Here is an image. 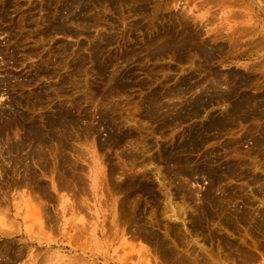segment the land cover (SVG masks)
<instances>
[{
	"label": "rangeland",
	"instance_id": "rangeland-1",
	"mask_svg": "<svg viewBox=\"0 0 264 264\" xmlns=\"http://www.w3.org/2000/svg\"><path fill=\"white\" fill-rule=\"evenodd\" d=\"M8 1L7 0L6 1L0 0V6H1L0 7V15L1 16L0 17H2L0 19V110L5 111L6 114H8L7 115L8 117L10 116L11 112H12V114L14 113L13 115L11 114L10 118H13V117L17 118L18 115L17 114L15 115V113H19V111L20 112L22 111L23 115L26 114L25 116H27L28 121H30L29 116H31L33 118L36 117L37 119H39L38 121L41 124V127H43V128L45 127V125L46 126L49 125L50 120L51 121H54V120L59 121L61 118L66 117L63 119V120L67 119V120H65V123L67 121V123H66L67 125L65 124L66 125L65 131H67V132L69 131L71 133L74 130L73 135H75L74 138H76V140L74 138H72L73 139L72 141L70 139V142H69V144L72 145L74 147V149L77 148L76 150L78 151V152H74L75 157L73 155L72 156L74 159L76 158L78 160L77 161L75 159L78 163H80L79 166H81V165L82 166L79 168L81 170H79V169L73 170V172L75 174L74 176H76V179L79 181V183L77 182L79 184V186H77L75 188V187H72V185L70 183V186L73 189L71 191L70 187H69L70 190L68 188L63 189L64 186H62L60 184L62 186V187H60V185L54 181L56 186H55V189H53L51 191L52 192V198L50 197L51 192H49L50 195H46L51 200L46 198V196H44V195H43L44 197L38 198L39 200L42 199V200H47L48 202H50V203H48L45 201H41V204H43L45 202L43 204V206L47 204L46 207H48V206H50V207L47 208V210L44 209L45 213L40 214L41 212H38V211H42L43 206L40 205V202L38 199L36 200L37 197L36 196L33 197L32 194L34 195L36 193L35 195H37V196L39 195L38 197L42 196V194L40 195L37 191H33L32 189H30L29 186H28L29 188L27 190V188H26L27 185H25V184L24 185L21 184L24 186V187L22 186V188H21V186H20L21 182L18 183L19 184L18 185L17 182L14 181V180L17 181L18 179L21 178L20 177L21 173H19V170H20V172H22L23 167L20 168L19 167L20 164H11V163H8V161L6 162L7 163L6 165L3 164V167L0 171V178H1L0 182L1 181L3 182V183L1 182L2 184L0 183V186L2 185L1 186L2 188L0 187V189H2V190H0V191L4 192L3 194H2V192H0V210H2L0 212V221H1L0 225L2 227L4 226L3 228H7L8 232H9V230L12 232H10V235L5 236V239H4V237L0 236V243H1L0 246H3V243H4L3 241H7L9 239L10 243L12 245L14 244V246H16V247H22L24 249L23 252L24 251L25 252L21 254L20 252L22 249H20V252L18 254L17 253L15 254L16 256L13 255L14 260L12 259V261H10L11 257L7 256V257H5L6 262L3 259L2 260L0 259L2 261V263L3 264H36V262H41V260L43 259L44 261L42 262V264H144V263L145 264H159V263L160 264H163V263L164 264H170L166 260H163V257L161 256V253H160L161 251L157 250L160 248L156 247V245H154V244H148L149 242L145 241V239H143L141 236L138 235L139 234L138 231H140V230L137 229V232H136V230H135L136 226L134 227L135 224L132 221L134 218L131 219V222L124 220L125 221L124 223H120V220H122V218H120L121 214L118 213L119 210L116 208V206H115V212H114L115 216L113 215L112 210H113L114 206H112L113 205L112 200L115 201L116 199L121 198L123 195H125L124 193H121V192L119 193V190L116 189V188H118L116 183L122 181L125 178V176L122 175V172L125 170L127 171V173H131L132 171L133 172L138 171V174H140L142 172L141 170L145 169V170H148V172L150 171L149 172L150 173L149 174V177H150L149 180L151 182V185H153V189H154L157 196H162L163 192L168 191V193H169L171 191L170 192L171 194H169L168 196L171 197L174 204L176 205V208H179L181 210L184 209L185 213L187 211V210L185 211V209H188L189 211H187V213L185 215V222H186L185 224L186 225L183 224V222L181 220H178V221L172 220V219L170 220V218H168V217H167L168 219L166 220V215L161 214V210L157 209V208H159V206H157L158 205L157 202L154 201L153 198H151V197L147 198V196H145L146 198H142L141 199L142 201L140 202V207H139L140 210L138 209L139 212H137L136 218H138V219H136L137 220L136 224L140 223L142 225L144 222L145 225H148V222L150 220L152 221V218H153V221H152L153 223L154 222L157 223L158 221L161 222V223L158 222L159 226H157L156 224H152L150 221L149 226L151 229L156 228L153 230L157 234H159L161 237L164 233L165 234L168 233V235L164 234L163 236H165V237L167 236L166 237L167 240L169 241V239H170V242L172 243V245L174 244L175 241H173V239L171 240V238L174 237V240L176 239L175 244H177V243L180 244V245L177 244V247L179 246L178 247L179 249H181L182 251H186L185 252L186 254L189 252V250H188L189 246L193 245V247H195L199 252H201L203 255L205 254L204 255L205 257L207 256L210 259L211 258L215 259L214 260V261H216L215 264H217V263H219V264H228V263L231 264L230 263L231 261H232V264H248V262H249V264H264V241H263L264 240V232L261 231V229H260V228H262V230H264V225H263L264 223L263 224L259 223L260 225L254 224L256 222L254 221V219L251 216L252 213H254V212L256 213L258 211L256 208H258L259 211L261 210V212L264 214V204L261 205L263 202L261 203V200H260L261 199L260 197L264 198V195L262 193L261 194L258 193L259 195L257 194L258 189H261L260 187L256 190V188L258 186L262 185L261 182L264 183V165H263L264 159H263L262 155L260 157V156H257L255 154H252L253 152L251 153V151L253 150V149H251V147L259 148L260 150H261V148L263 150V147H264V144L258 145V147L256 145H253L254 141H252L253 139H255V137H257L260 134V132H261L260 130H262V127L264 129V124H262V123H264V118H263L264 113H262L264 111V109H263V111L259 110L262 106H263L262 108H264V102H263L264 101V93H263L264 92V44H263L264 41H261L263 43H261L260 40L258 41V39L260 37H261L260 38L261 40L264 37V0H258L257 2H259V3H257L255 0H254L255 3L252 0H239V2H240L239 6H238L239 3H237L238 1H236V0H235L236 1L235 3L234 2L230 3V1H232V0H227L229 3L226 0L225 1L224 0H220V1L216 0L217 2L215 0L214 1L211 0V1H209L210 3L209 2L208 3L202 2L203 0L202 1L201 0H138V1L137 0H135V1L134 0H132V1L121 0V2L116 0V1H118L117 3H121V5H122V3H125L122 6H118L115 0H113V2H112V0H110V1L98 0L99 2L97 0H95L97 2H95L94 0H87V1L86 0L85 1L84 0H78V3H80V4H77V0H58V1L57 0H25V1L24 0H21V1L20 0H17V1L16 0H8ZM10 1H12V4ZM70 1H72L73 5L70 3ZM74 1H76L77 5L75 4ZM88 1H92V2H88ZM101 1H102V3H101ZM103 1L106 3H104ZM129 1H130V3H129ZM205 1H208V0H205ZM250 1H252L251 4H250ZM13 2L15 4H13ZM29 2L32 3V5L30 3L31 6L29 5ZM83 2H84V5H83ZM86 2H88L89 4L88 3L86 4ZM111 2H112V4H110ZM3 3H5V4L2 6ZM22 3H24V4H22ZM43 3H44V6L42 5ZM50 3H52V4L49 5ZM65 3H67V4H65ZM68 3L70 6L72 5L74 8L68 6ZM81 3H82V6H81ZM90 3L91 4L93 3L92 5L95 4L96 7L93 6V8H92V5ZM33 4H34V6H33ZM246 4L247 5L250 4L247 8L253 7V9L249 8L250 11L246 10L247 9V8H245V6H247ZM5 5H9V6L6 7ZM10 5H13L14 7L10 6ZM63 5H65V8L67 6V8L63 9V7H64ZM87 5L88 6L91 5L90 6L91 9ZM107 5H109V6H107ZM16 6H18V7H16ZM79 6L81 7L82 13L80 12ZM85 6H87L88 9H86ZM240 6H242V7H240ZM34 7H36V8H34ZM76 7L78 8L77 10H76ZM120 7H121V10H120ZM12 8H15V9L13 10ZM33 8H34V10H33ZM68 8H70V9L73 8V11L70 10L68 13V10H69ZM141 8H142V10H141ZM260 8H261V10H260ZM5 9H7V11ZM18 9H19V11H18ZM10 10H11V12H9ZM16 10H17V12H14ZM22 10H23L24 14L22 13ZM116 10L118 12H116ZM146 10H148L147 11L148 14H147ZM1 11H3V12H1ZM56 11H58V12H56ZM233 11H237L241 14L238 13L239 14L238 15L237 12H233ZM245 11L246 12L248 11L249 14L245 13ZM19 12H20V14H19ZM25 12L29 15H26ZM32 12H33V14H32ZM230 12L232 14L236 13L237 16L234 17V14L232 15ZM70 13L71 14L73 13V16ZM242 13H244V15ZM3 14H4V16H3ZM7 14H10V16H12V18ZM20 15H22V16H20ZM53 15L55 16V18ZM77 15L79 17H77ZM231 15H232V17H231ZM7 16H9L10 18H7ZM52 16L54 19L52 18ZM21 17H22V19H21ZM23 17L25 19H23ZM27 17H28V19H26ZM31 17H32V19H31ZM3 18L4 19L6 18V19L4 20ZM19 19H20V21L26 20L25 23L23 21L21 23L24 24L23 25L24 29L25 28H28V29L24 30L23 27H21L22 25L20 26ZM38 19H39V21H38ZM41 19H43V20L46 19V20L43 21ZM56 19L59 20L61 23L59 21L57 22ZM7 20L9 21L10 24L8 23L6 25L5 23L8 22ZM53 20H55L56 22ZM182 20H184L185 22ZM187 21H189L188 22L189 24L187 23ZM37 23L39 25H37ZM53 23H57V26H55L56 24L53 25ZM180 23H181V25H179ZM184 23H185V25H184ZM220 23H222V24H220ZM246 23H247V25H246ZM249 23H250L251 28L257 27L255 29H253L254 31H251L252 29L250 30L252 33L249 31L250 28L248 29ZM17 24L19 25V27ZM49 24L52 27L49 26ZM58 24L59 25L61 24V26H58ZM29 25H30V28H29ZM46 25H47V28H46ZM225 25H226V27H225ZM38 26L40 28H38ZM242 26L246 27V29L249 31L248 32L249 34L247 33V31L245 32L246 29ZM17 27H18V29L20 27L21 28L18 30ZM31 27H33V29H36L37 32L35 30L31 29ZM35 27H37L38 29ZM53 27H55V28L53 29ZM68 27L73 29V32ZM241 27H242V29H240ZM44 28H46V30H44ZM50 28H52V30H49ZM65 28H67V29H65ZM186 28H189V29H186ZM12 29H14L13 30L14 32L12 31ZM22 29L24 30V32L22 31ZM41 29L43 30V33H39V32H42ZM181 29H183V30H181ZM185 29L188 31H185ZM239 29L244 30L245 33H243V35L235 34L234 32H237ZM28 30H29V32H28ZM32 30L37 34L35 35V33ZM55 30H58V31L55 32ZM59 30L62 32H60ZM66 30H67V32H66ZM234 30H237V31H234ZM240 30H239V32L241 33ZM257 30H258V32H257ZM19 31L23 32L24 34L26 33V35L29 33L28 34L29 36L28 35L26 36L27 38L29 37L28 41L30 43L27 41L28 44L34 45V43L37 42L36 44H38V46H39V43L42 42V43H40V47L41 46L42 47H41V49L39 48V50H42V49L43 50L39 51V52L40 53L42 52L44 55L46 54L45 55L46 57L44 56V58H43V54L39 53V54H37V56L32 55L29 58L23 60L22 57H24V56L21 57V55H23L22 45L19 44L21 46V48L19 45H17L18 42H20V39L23 40L21 35L19 34L20 33ZM84 31H85V33H84ZM181 31H183V32L185 31L186 33H183ZM48 32H50L49 35H48ZM68 32H71V34L70 33L68 34ZM176 32H177V34H176ZM178 32H180V33H178ZM239 32H237V33H239ZM30 33L31 34L33 33V34L31 35ZM52 33H54V34L52 35ZM174 33H175V35H173ZM194 33H197V34L200 33V34H198V36H197V34L193 35ZM230 33L232 35H230ZM39 34H40V36H39ZM228 34H229L230 38H228ZM12 35H13V37H12ZM177 35H180V36H177ZM191 35H193V36H191ZM199 35L201 36L200 38H199ZM235 35L236 36L240 35V37H237L238 40L236 42H234V40L237 39ZM36 36H38V37H36ZM164 36H167V37L169 36L171 38L168 37L169 38L168 39L167 37H164ZM175 36H177V37H175ZM186 36H187V39H186ZM258 36H260V37H258ZM40 37H42V39L45 37L43 39L45 42L42 40H39L38 38H40ZM46 37H50V39L47 38V40H46ZM181 37H182V39H181ZM33 38H35V40ZM107 38H111V40H113V41H110V39L108 40ZM183 38H185L187 41L185 39L183 40ZM233 38H234V40H233ZM36 39H38L40 42H38V40L36 41ZM165 39H166V41H163ZM180 39H181V41H180ZM200 39H203V40L200 42ZM208 39L209 40L211 39L210 41H212V39H213V41L211 42L213 45L210 43V41ZM231 39L233 41H231ZM255 40L260 42L261 45H260V43L256 44L254 42ZM13 41H15V43ZM148 41H149V43H148ZM230 41H231V43H234L236 45L229 44ZM150 42H153V43H150ZM160 42H162V43H160ZM173 42H175V43L177 42L176 44L178 47L181 46L179 42H182L181 43L182 45L184 43V45L182 46L183 48L180 47V49H182V50H180V49H177L178 51L175 50L178 47L175 44L176 47L174 48ZM186 42L191 43V44H187ZM203 42L206 44V46L209 45L212 47L209 48V46H207V48H206V46L204 45ZM224 42L227 44H225ZM170 43L173 44V46H171ZM195 43H197V44L195 45ZM201 43H202V46H201ZM208 43H210V44H208ZM245 43H247V44H245ZM220 44H221V46H224L221 49H219L221 46L219 48H217L218 46H216V45H220ZM13 45L16 46V48L13 47ZM166 45H167V47H166ZM169 45L171 47H169ZM101 46H102L101 51L98 52L97 48L99 50L100 49L99 47H101ZM145 46H147V47H145ZM195 46H197V47H195ZM214 46H216V48ZM148 47H149V50L147 51L146 48H148ZM133 48L136 50L134 51ZM198 48H200V49H198ZM17 49L21 50L20 51L21 53L19 52V54H18ZM51 49H53V51L54 50L55 51L51 52ZM164 49H165V51L163 52L162 50H164ZM196 49H198V50H196ZM224 49H226L225 50L226 53H225V51H223ZM215 50H216V52H214ZM220 50H221V52H220ZM13 51L14 52L17 51L16 52L17 56L20 59H22V60H20V61H22V63L19 62L20 64L17 63V64H15L16 66L13 65L14 62L12 61L13 59H12L11 55H12ZM130 51H132V52L130 53ZM56 53H62L61 54L62 56L60 54H56ZM100 53H102V55ZM206 53H207V55H206ZM49 54H51V55L54 54L53 56L54 57L57 56V57L53 58V56L50 55L51 58H48ZM92 54L95 56L96 62H94L95 60L93 61L92 58H89L92 56ZM110 55H112L113 58ZM132 55L134 57H131ZM135 55H137V56H135ZM63 56L66 58H64ZM120 56H122V58ZM124 56L129 57V59L127 60V59L123 58ZM59 57H61V58H59ZM52 58L55 59V61L57 58H59L58 59L59 61L64 60V62L66 59L68 60L65 62L66 64L64 62H60L62 64V66H60L61 64L59 63V61L56 62V65L59 66L60 69L58 67L59 71L57 73V76L53 77V79L55 78L54 80L52 78H48V77L38 78L35 81L36 83L33 85H26L25 88L24 87H21V88L18 87L17 88L18 92H16L17 89H16V91H15V89H13V85H15L16 83L17 84H19L21 82L24 83L25 79L27 80V77L31 78L34 76L33 73H35V69H33V68H36L37 66L40 67L41 63H42L41 67H46L49 60L50 59H51V61L53 60ZM62 58H63V60H62ZM97 58H98V60H97ZM130 58H131V60H130ZM41 59H44L46 61V63H45L46 65L43 64V62H45V61L41 60ZM111 59H112V61H111ZM99 60L101 62H99ZM115 60H116V62H114ZM122 60H126V61H122ZM118 61L119 62L121 61V63H119ZM70 62L72 64H75V66H77V67H72L74 65H72ZM63 63H64V65H63ZM69 64H70V66H68L69 67L68 68L67 65H69ZM101 64H103V65H101ZM112 64H114V65L117 64L118 67L120 66L119 67L120 72H118V77H116L113 82L110 81L108 79L109 76H107L108 70H110L113 66ZM259 64H261V65H259ZM80 65H82V66H80ZM96 66L101 68V70L98 72H104L105 70H107V71H105L106 73H104V76H103V73H101L100 75L97 72L94 73V71L97 70L95 68ZM78 67H79V69H78ZM92 67H93L94 71L92 70ZM104 67H105V69H104ZM200 67H202V68H200ZM102 68L104 69L103 71H102ZM72 69H75V72L72 71ZM76 69H78V70L76 71ZM78 71H79V74L77 73ZM92 71L94 74L92 73ZM86 72H87V74H86ZM123 72H125V73H123ZM62 73H63V75H62ZM64 73H66V74H64ZM91 73H92V75H91ZM129 73H131V74H129ZM72 74H78L79 76L78 75L74 76ZM241 74H243V75H241ZM123 75L126 78L128 77L129 79H130V75H131V79L132 78H134V79H132V80L130 79L131 80L130 81L129 79H126ZM61 76H64V77H62V79H61ZM250 76H251V78H250ZM65 77L66 78L68 77L67 79H70L71 81L75 80L74 81L75 83H71V84H73L74 86H78V87L74 88V86L69 83L72 87V89H71V87L67 84L68 80L66 79L67 80L66 82L63 81V78L65 79ZM69 77H71V78H69ZM220 77L222 79H217ZM255 77L258 79H256ZM57 78H58V80H57ZM75 78L78 80L76 81ZM123 78H124V80L126 79L125 81H123L124 83L121 82ZM214 78H216L217 80H215ZM119 79H121V81ZM227 79H228V81H227ZM71 81H69V82H71ZM216 81H217L218 86L217 85L215 86V84L212 83V82L215 83ZM238 81H240V83ZM257 81H258L259 85L256 84ZM59 82H61V83L58 84L59 85L58 86L57 83H59ZM109 82H111V83H109ZM209 82H211V83H209ZM247 82L248 83L253 82L255 84L251 83L252 84L251 85V84H248ZM50 83H51V85H50ZM63 83H65V84L62 85ZM112 83H114L113 84L114 86H117V85H119V86L114 88ZM228 83L230 85H233L234 83L235 84L238 83L239 85L242 84L240 86V89L238 88V91H237L238 96L235 94L236 92H230L229 94L226 93V91L228 89L227 88ZM66 84L69 87L66 86ZM107 84H109V85H107ZM206 84H207V86H206ZM41 85L44 86V89H42L43 87ZM60 85H62V86H60ZM79 85H81V87ZM203 85L207 88L203 87ZM253 85L256 87H259V88H256ZM55 86H58L60 88L57 89V91H56V90H54ZM63 86H64V89H63ZM51 87H53V88H51ZM106 87H108V90H105V89H107ZM202 87L204 89H207V90H205V92H206L205 94L203 92L204 90H202ZM208 87H211L212 90ZM50 88L53 89L54 92H52V90H49ZM218 88H219L218 93L215 94L214 91L216 90V92H217ZM34 89H35L37 96L35 95V92H33ZM64 90H66V91H64ZM222 90H226V91H223L224 94L222 93ZM48 91H49V93L50 92L51 93L49 94ZM211 91H212V94L214 95L213 96L214 98H212V96H210V94L208 93V92L211 93ZM261 91H262V94H261ZM32 92H33V94H32ZM62 92H64V94H62ZM65 92L67 95H65ZM200 92L201 93L203 92V93L201 94ZM219 92H221V96H220ZM53 93H54V95H51ZM195 93H196V95L197 94L198 95L196 96ZM225 93H226V95H225ZM231 93L234 95L232 97H230V99H229L228 96H230ZM38 94L39 95L42 94L43 99H42V95L40 97ZM55 94L56 95L58 94L57 95L58 97L57 96L55 97ZM199 94L201 95L200 97H198ZM243 94H245V95L248 94V96H251V97H253L255 95L254 98H256L257 102H258V100H261V101H259V103H257L258 109L257 110L255 109L256 112L254 110L251 111L252 113H250L249 115L246 114L247 115L246 117H243V114H242V113H244L243 111H242V113L238 112V113H240V116L232 115V114L230 115L229 113H233L231 111L234 110V108H233L235 106L234 103L237 102V100H238L235 97H239V95H243ZM44 95H46L45 98H44ZM47 95H49L50 98H48ZM79 95H81V96H79ZM107 95H109V96H107ZM194 95H195V97H194ZM52 96H54L55 98ZM202 96H204V97L201 98ZM22 97H24V99ZM205 97H206V100L204 99ZM207 97H208V99H207ZM15 98H16V100H22V101L18 102L15 100ZM187 98H190L191 100L187 99ZM195 98H198V99L195 100ZM222 98H224V99L221 100ZM38 99L39 100L41 99L42 101L39 102ZM75 99H77V100H75ZM80 99H81L82 104L79 103L80 101L78 102V104H80L81 106L76 103ZM182 99H186L187 101L190 100L192 102H190V101L187 102L186 100L184 101ZM193 99L196 102L195 101L193 102ZM235 99H237V100H235ZM199 101L200 102L202 101V102L199 103ZM14 102L15 103L17 102V105ZM185 102L188 103L187 106H184L187 104ZM10 103L14 104V105H10ZM19 103H20V105H19ZM33 103H35V105ZM74 103H76V104H74ZM26 104L28 107L26 106ZM204 104H206V105L204 106ZM230 104L232 105L233 110H231L232 108L230 107ZM148 105H150V106L152 105V107L154 106V109H156V110L151 109L150 106H149L150 107L149 108ZM160 105H162V107ZM190 105H192V106L195 105V106L192 107ZM259 105H262V106L259 107ZM13 106H15V107H13ZM225 108L226 109L229 108V109L226 110ZM62 109L65 111L67 110L68 112L66 111L67 113H65V111H63ZM28 110H29V112H28ZM194 110H195V112H194ZM224 110L228 111L226 113V117L228 114V117L230 119L228 117L226 118L224 115L220 116V115H222V113L225 114L226 111H224ZM16 111H18V112H16ZM151 111L152 112L154 111V114L151 113ZM257 111H258V113H257ZM55 112L57 113V115H55L54 119H52L53 118L52 115H54ZM85 113H88V114L86 115ZM156 113L158 114V116ZM192 113L193 114L195 113V115H193ZM238 113H235V114H238ZM65 114H69V115L65 116ZM84 114H85V116H89L88 118L86 117V120L83 117ZM251 114L254 115L255 117H253ZM155 115L159 118L157 119V117ZM39 116H42V117H39ZM68 116H70V117L68 118ZM211 116L212 117L214 116V118H212ZM215 116H217V117H215ZM230 116L237 117V121H238V117L239 118L243 117V118H240L241 120H239L238 122L236 121L237 123H239L240 121L242 123L240 122L241 124L240 123L237 124L234 121V120H236L235 117L232 118ZM248 116H251V118ZM46 117L50 120L48 121V119ZM154 117H156L155 118L156 120H154ZM208 117H210V118H208ZM222 117H223V119H222ZM70 118H71V121L73 123L75 122L76 124H73L70 121ZM217 118H220L221 120H224V121L226 119H229V120L232 119V121L229 122V120H227L228 123H226V121L225 122L223 121L226 124L224 127V123L219 119L216 120ZM246 118H248L249 120H247ZM258 118H260V119H258ZM88 119H89V121H88ZM210 119H212V120H210ZM245 119H246V121H245ZM41 121H44V122L41 123ZM45 121H47V122H45ZM86 121H88V122L86 123ZM104 121L107 123L105 124ZM218 121H221V123L219 122L221 125H219V123H216ZM68 122H69V124H68ZM207 123H208V125H207ZM234 123H236L237 125H235ZM204 124L209 126L208 129L210 132L208 131L207 126ZM214 124H217V127ZM231 124H232V126H230ZM70 125H72L71 128H70ZM93 125L95 127L91 128ZM204 126H206V130H204L205 129V128H203ZM87 127H89V128H87ZM210 127H212L213 130H210ZM48 128L50 129L51 127L48 126L47 129L44 128L43 131L45 130V133H47V130H49ZM60 128L61 127H56L55 130L59 131ZM218 128H219V131L222 132V134H220V132H217ZM16 129H19V128H16ZM51 129H53V127ZM89 129L91 131L94 130L93 132H95V133L88 132V131H90ZM111 129H112V131H111ZM194 130H199L201 132L203 131L202 132L203 134L201 133L202 138L207 137L209 139L211 137V139L208 140L207 138H205L207 141L202 139L200 141H195V143H194V141L192 140L193 136H191V135H193V134L195 135L197 133H200V132L194 131ZM77 131H78V133H77ZM81 131H84V132H81ZM193 131L196 133H193ZM204 131H205V136H204ZM212 131H214L213 132L214 134H211ZM69 132H68V134H70ZM75 132H76V134H75ZM112 132L113 133L117 132V134H119L120 136H122L124 134L125 136L123 135L122 136L123 139H121L123 141H118V143L117 142L112 143V145H111V142L109 141L110 143L109 142H108V144L104 143V145L106 147H104V145H103V148H102V146L99 142L101 140L106 141L108 135H110V133H112ZM121 132H122V134H121ZM83 133H85V136H83ZM206 133L213 135L214 138H212L211 135L208 137L207 136L208 134L206 135ZM86 135H89V136H86ZM214 135H216V137ZM187 136H189V137H187ZM237 136H239V137L245 136V138H244L245 142H242L244 140H242L240 138V140H242V141L239 143H243L242 145L239 143L237 145L236 141H234L237 145L236 148H239L238 147L239 145L242 146L239 149H237L238 151L236 150V148L234 149V145H233L234 142H229V141H233L236 139L238 140L239 138H236ZM262 136L263 135L260 134V137H257V138H261ZM86 137H89V138H86ZM80 138H81V142H80ZM83 138H85L86 140ZM144 138H146V139H144ZM234 138H236V139H234ZM93 139L95 140L94 144H92ZM189 140H191V141H189ZM88 141H90V142H88ZM147 141H149V142H147ZM202 141L205 143H203ZM119 142H121L120 145H119ZM145 142L148 143L149 145L145 144ZM181 142L183 143V145ZM184 143H186V145ZM187 143L189 145H187ZM196 143H198L199 145H197ZM226 143H228L229 146H227ZM231 143H232V145H231ZM90 144H91V146H90ZM144 144H145V146H143ZM191 144L192 145L195 144L197 146L196 147L194 145V148H195V149H193V150H195L194 152L191 151V148H193V146ZM202 144H204V145H202ZM223 144L226 145L227 149L225 146H224L225 148L222 146ZM94 145L96 148L94 147ZM184 145H185V147H184ZM130 146H131V148H129ZM132 146H134L135 148L137 147L136 150H138V148L140 147L141 148V149L139 148L140 152H139V150L136 152V150ZM149 146L151 149L149 148ZM178 146H180V147H178ZM186 146H188V147H186ZM200 146H202V148H198ZM231 146H233L234 150L232 149ZM143 147L146 151L144 149H142ZM145 147H147V149ZM181 147H184V148H181ZM228 147H229V149H228ZM79 148H81V150ZM132 148L135 151H133ZM177 148H179V149H177ZM185 148H186V151L184 150ZM189 148H190V150H188ZM83 149H85V151L90 149L89 150L90 152L86 151V152H88V154H87ZM182 149H183V151H182ZM141 150H143V151H141ZM172 150H173V152L171 153ZM239 150H240V152L243 151V153L241 154L239 152ZM245 150H247V151L245 152ZM248 150H251L250 151L251 154L248 152ZM81 152H83V155L86 154V155H84L86 157L81 155L82 154ZM247 152L250 156L246 155ZM127 153H128V155H127ZM78 154L81 156H77ZM132 154H134L136 156V158H134L135 156H133ZM162 155H163V158H162ZM91 156H92V158H90ZM156 156L157 157L160 156V157L157 158ZM166 156H167V158H166ZM187 156L192 158V159H190L191 162L190 163L185 162L184 165L183 164H181V165L188 166L189 168H193V167H195V165L200 166L201 164L203 165V163H204L207 167H209L211 169L214 167L212 170H216V169L218 170V169H221V167H224L225 166L224 163L227 162L228 160L231 162H233V161H236V162L244 161L242 164H239V169H238L239 171L249 172L248 170H246L247 166H248L247 169L252 167L251 168L252 170L249 169L251 171H253L254 168H256L255 172L257 174L259 173V175H261L263 178V180L261 182L250 183L252 185H250V184L247 185L248 183L245 184L247 181L245 182V179H243V178L239 179V178H241L239 176H238L239 178L235 177V176H233L231 178V177H225L226 175L224 174L223 177H221L222 179H221L220 183L219 184L217 183L218 186L216 185L215 190H213L215 192H212V194H213V196H215V198L221 197L224 200L225 199L228 200V201L225 200V204H226L225 206L229 209L227 211L231 213V217L235 214L233 212L234 210H236V211L242 210L243 211L247 207H249V210H250L251 205H254L251 207V211L254 208L256 209V211L254 209L253 210L254 212L252 211V213L249 212V214L251 213L249 215V217L251 216L250 219L248 217H246V219H244V221L241 220L242 221V224H241L242 227L244 224L243 228H241V226L237 227L238 225H240L239 223H241V222L238 223V221L240 219L236 218V214H238V213L235 214V218H234V216L231 218L232 223H233V220L235 219L234 223L237 226L233 223L235 225L234 228L229 229L232 232V234L229 233L230 236H232V237H229L227 239H229V240L231 239V241H233L235 243L238 242L237 245L240 244L241 246L240 245L239 246L243 250L247 249L244 251L242 256H240V254H238V256H236V254H234L236 258L238 257L237 259L234 257L233 254H230L231 250H229L223 243H220L221 242L220 240L215 239V237H218V236L222 237V235L224 237V234L226 235L225 237H228L229 235H228V233L226 234V232H230V231L225 229V227L223 226L224 217H226V216L223 213L220 214V212H218V208L215 205H213L214 203L209 205L208 203L206 204L204 202L205 201L204 195H207V193H208L207 191H209L207 189H208V187H210L209 185L211 183L210 180L212 177L210 178V176H208L211 172L209 174H207V173L206 174H204V173L203 174H194V175H192L194 178H192V176H190V178H188L189 176L184 177V175L182 176L178 171L179 169L177 167L180 168V164L178 166V164H176V162L180 159L189 158ZM77 157H80V158H77ZM84 158H86V159L88 158V160H86ZM150 158H152V159H150ZM155 158H156V160H155ZM161 158H162V160H159ZM169 158H170V160H171V158L173 160L170 161ZM163 159H164V161H163ZM142 160H144V161H142ZM175 160H176V162H175ZM172 161H174V163ZM194 161H195V163H194ZM170 162H172V163H170ZM245 162L248 165L244 164ZM187 163H189V164H187ZM206 163L209 165H207ZM111 164H112V166H111ZM257 164L258 165L260 164L259 165L260 167L259 166L256 167L255 165H257ZM4 165H5V168H4ZM7 165L9 167L12 165V167L9 168ZM49 165L50 166H47L48 170H51L53 165L55 166V164H52V165L49 164ZM63 165H66V164H63ZM113 165H114V167H113ZM261 165H262V168H261ZM6 166H7V168H6ZM15 166H16V168H15ZM115 166H118V167L125 166L127 168H125V167L124 168H118ZM109 167L114 168V169L118 168V169H120V171L118 169L117 170L115 169L116 171H118V173L116 174V172L114 170L113 173H115V174L113 175V173L111 174V169ZM174 167H175V169H174ZM3 168L5 170H3ZM37 168H38V166H37ZM62 168L64 169V167H62V165H61V169ZM82 168L85 170L83 171ZM6 169H7V171H6ZM13 170L14 171L16 170V171L14 172ZM39 170L40 171L42 170L41 172H44V170L42 168H40ZM52 170L54 172L56 169L54 170L52 168ZM91 170H92V172H91ZM175 170H177L176 173H175ZM4 171L6 172L7 175L5 174ZM80 171H82V172H80ZM1 172L3 173V175H5L6 180L4 179V176L1 175L2 174ZM221 172L219 171V173H221ZM69 173H71V172H69ZM83 173L85 174V178H82V176L84 177ZM98 173L99 174L101 173L100 176L98 175ZM48 174H49V172H48ZM177 174H180V175H177ZM217 174H218V172H217ZM217 174H214V176L212 174L213 177L216 176V180H217V176H218ZM45 175H47V174L43 175L44 179H46L45 181L48 180L46 183L50 182L48 184H52L53 180L50 179V177H48V175L47 176H45ZM111 175L113 177H116V179L113 178L115 180V181H113V183L115 182V184L112 183L113 184L112 186H111V182L108 180V179H110ZM121 175H122V177H121ZM112 176H111V180H113ZM106 177H107V179H106ZM118 177H120V179H117ZM103 178L105 181L102 180ZM70 179H72V178H70ZM183 179H184V181H183ZM107 180H108V182H107ZM164 180H166V181H164ZM10 181L11 182L14 181L15 183L14 182L10 183ZM56 181H58V179ZM152 181H153V183H152ZM82 182L84 183V186H82V187H84V190H86V191L88 190L87 192L82 191L83 194L86 193L84 195L80 192L81 190H83V188L80 185V184H82ZM182 182H183V185H182ZM72 183H73V186L77 185L74 180L72 181ZM74 183H75V185H74ZM109 184H110V187L108 186ZM178 184H180V187L181 186L182 187L181 188L179 187V190H178V188L176 190V188L174 186L176 185V187H177ZM253 184H255V185H253ZM57 185H59V187H57ZM86 185H88V187ZM165 185H167L166 186L167 188L164 187ZM184 185H186V186H184ZM67 186L68 185H65V187H67ZM242 186H243V188H241ZM100 187H102V188H100ZM104 187H105V191L103 190ZM57 188H60L61 190L57 189ZM110 188H111V191H110ZM187 188H188V190H187ZM227 188L236 190V192L240 189L241 190L243 189V190H242V193L239 191L240 192V194L238 193L239 197H231V195L228 193L229 190H227ZM78 189H80V191ZM112 189L113 190L115 189L114 192H117L115 194H117L119 197L116 196L114 194V192L111 194ZM180 189L183 191H181ZM216 189H218V190L216 191ZM30 190H32V191H30ZM68 190H69V194H71V195H72V192L74 190L80 193L79 194V193L75 192V194L72 195V197L74 195H77V194L80 195L78 198H77L78 195L74 196V198H76L77 203L75 201L68 202L69 200H75L71 197V195H69L67 193ZM157 190H158V193H157ZM172 190H173V192H172ZM189 190H191L190 193H192L190 195H188ZM107 191H108V197H110L111 199H112V196L114 195L112 200L107 197ZM230 192H232V191L230 190ZM253 192H254V194H253ZM166 194H167V192H166ZM193 194H195L196 196ZM225 194H227V195H225ZM53 195L55 196V198ZM59 195H61V196L58 197ZM260 195H262V196H260ZM90 196L92 199L90 198ZM194 196H195V198H197L196 200L193 199ZM241 196L246 200L250 199L253 204H251L250 200H249L250 203L247 200V202L250 204L249 205L246 202L248 204V206H247V204L244 202L245 200L243 198H240ZM3 197H5V198H3ZM135 197L136 196H134V198ZM228 197H230V199ZM79 198L80 199L82 198L81 200H83V201H81V202H85L84 200H86L85 204L83 203V205H82L81 202L78 201V200H80ZM105 198H107L108 201ZM161 198L163 199V201H165L163 196ZM202 198L204 199V201ZM191 200L192 201L195 200L194 201L195 203L191 202ZM198 200H200V202ZM229 200L233 201V202H230ZM235 200H237V201H235ZM241 200H243V201H241ZM148 201H150L151 203ZM182 201L185 203H182ZM202 201L204 202V204H206L205 205V208H206L205 212H201L200 207H198L200 205V203H202ZM78 202H79V204H78ZM229 202L231 204H235L237 202V204L239 206H241L240 207L241 209L238 210L237 206L234 207L237 204L231 205V204H229ZM32 203H33L34 207H32ZM67 203H72V205L73 204L75 205V203H76V204H78V206L74 207V205H73L74 209L73 208L68 209L67 207L69 204H67ZM108 203H110L111 206H110V204L108 205ZM197 203H199V204H197ZM181 204L182 205L184 204V206H187V207H185V208H184V206L181 207L182 206ZM195 204H197V206ZM227 204L229 205V207ZM244 204H246V205H244ZM38 205L41 206L40 207V208H42L41 210H40ZM81 205H82V207L84 205H86V206L84 208H82ZM212 205H213V207L215 206V208L211 207ZM25 206L26 207L29 206V208L31 206L30 210H28V208L26 210ZM51 206H53V207H51ZM244 206H247V207H244ZM46 207H44V208H46ZM78 207H80L81 209ZM242 207L244 209H242ZM3 208H4V210H3ZM233 208H235V209H233ZM31 209L34 213L31 211ZM143 209H144V211H143ZM153 210H155V211H153ZM230 210H233V211H230ZM249 210H247V211H249ZM141 211H143V212H141ZM151 211H153V212H151ZM210 211H211V213H210L211 217H209V214H208V212H210ZM2 212L3 213L6 212L5 215L4 214L1 215ZM30 212L32 213L31 215H30ZM154 212H157L159 215L157 214V216H156V213H154ZM199 212H200V214L203 213L201 215H204V216H199L200 214L197 215V213H199ZM217 212L219 214H217ZM228 212H227V214H230ZM36 213H38V214H36ZM204 213H206V214H204ZM212 213L214 215H216V214L217 215L213 216ZM117 214L118 215L120 214L119 219L117 217L118 216ZM193 214H196V215H193ZM7 215H8V217H7ZM37 215H39L38 219L40 216L43 215L42 217H40V219L44 218L46 220L44 225H42L44 219L42 220L41 225H40V222H41L40 219H39L40 222L37 221L38 219L35 220ZM130 215L128 217H132V215H134V214H132L131 216ZM138 215H140V216L142 215V216L139 218ZM152 215L156 216V218L153 217ZM222 215H224V216L221 219ZM9 216L12 218H10ZM217 216L219 218H217ZM228 216H230V215H228ZM54 217H56V218H54ZM194 217L196 220H198L197 225L199 224L198 225L199 228H197V230H200V231H197V232L195 231V229H193V226L191 224L192 223L191 220L194 219ZM205 217H207V219H209V220H212V223H210L211 227H212L211 229H218L219 228L218 230H215V231H217V233L214 230L212 231L210 229V226H209L210 224L209 225L207 224V222H210V221L209 220L207 221V219ZM58 218H60V219H58ZM116 218H117L118 222H117ZM163 218H165V219H163ZM6 219H7V221H6ZM80 219H83L88 224V225L86 224L87 225V227H86L87 231H85L86 233H84V231L79 232V229L76 231V228L74 225L76 224V222H80ZM142 219H143V221H142ZM186 219L188 222L186 221ZM247 219L249 221L245 222V220H247ZM51 220H53V221H51ZM71 220H73V221H71ZM144 220H146L147 222ZM194 220H192V221H194ZM34 221H36L37 223ZM199 221H201V222H199ZM204 221H206V222L204 223ZM12 222H15L16 224L12 223ZM53 222H55V224H53ZM71 222H73V223H71ZM107 222H108V224H107ZM121 222H123V220ZM128 223H129V225H128ZM174 223H175V226H173L175 229L174 232H177V233H174V236H172L173 230H171V229H173L172 225H174ZM248 223H249V225H247ZM11 224H13V225H11ZM122 224H124L125 227ZM166 224H169V226H171L170 227L171 229L169 230L170 233L168 232L169 227ZM182 224H183V226L184 225L185 226L184 227L181 226ZM204 224H205V226H204ZM253 224L256 226H254ZM15 225H17L18 227ZM116 225H117V227L118 226L119 227L116 228ZM141 225H138V226H141ZM145 225H143V226L145 227ZM218 225H221V226H218ZM245 225H247V227ZM153 226H155V227H153ZM177 226H178V229L176 228ZM201 226H203L204 228L207 226V228H205L207 230H205ZM252 226H254L255 228L253 229ZM258 226H259V228L256 229ZM10 227L11 228L13 227V228L11 229ZM120 227H121V229H120ZM158 227H160V228H158ZM109 228H110V231H109ZM130 228H132L134 231H131L132 229H130ZM185 228H186V230H185ZM248 228H250L251 230H249ZM17 229L19 231L15 232V231H17ZM147 229H149V228H147ZM209 229L213 233L214 238L212 237ZM111 230H113V231H111ZM117 230H120V232ZM165 230H167V233ZM204 230H205V232H204ZM253 230H254V232H252ZM44 231H45V233H44ZM190 231L192 232V234L190 233ZM246 231H248V232H246ZM77 232L79 233V235L76 234ZM179 232H181L180 234H182V233L185 234V235H183L184 237L182 236V238H181ZM82 233H84V234L81 235ZM218 234H220V235L222 234V235L220 236ZM109 235H111V236L108 237ZM135 235L139 236L140 239L137 237H134ZM169 235H171V236L169 237ZM207 235L209 236V239L207 238ZM71 236H72V238H71ZM26 237H27V239H26ZM81 237L83 238V240ZM177 237H179L178 239H182L184 241L182 242V240L181 241L178 240ZM6 238H8V239H6ZM73 238H74V240H73ZM17 239H19V240L16 241ZM141 239H143V240H141ZM210 239H212V241ZM71 240H73V242ZM86 240H88V243ZM205 240L207 242H205ZM179 241L181 243H185L187 241L188 243L186 242V245H184V244L182 245ZM212 242H214V243H212ZM23 243H25L27 245H25V244L23 245ZM19 244H21L22 246H19ZM261 244H262V246H261ZM29 245H30V247H29ZM150 245L152 247L154 246L155 248L154 247L152 248ZM197 245H199V246H197ZM26 246L29 247L28 248L29 250L27 249ZM180 246H181V248H180ZM130 248H132V249L130 250ZM206 248L209 249L210 251L208 252V250ZM155 249L158 251L159 254L156 253ZM48 250H50V251H48ZM144 250H146V251H144ZM187 250H188V252H187ZM206 250H207V252H204ZM229 251H230V253H229ZM41 253H43V254H41ZM45 253H46V255H45ZM130 253H131V255H130ZM145 253L147 255H145ZM155 253L158 254L159 258H157V255ZM77 254H79V255L84 254L85 256L84 255L83 256L86 257V260L84 259L83 256H82L83 257L82 258L81 255L80 256L78 255L79 257L82 258V259H79V257L76 256ZM227 254H228V256H227ZM229 254L232 256V258H231V256L229 257ZM132 255H134V256H132ZM148 255H149V261L150 262L147 260ZM249 255H252V257L250 258ZM224 256H226L228 259ZM35 257H36V259H34ZM38 257H39V260H38ZM40 257H41V259H40ZM42 257H45V258H42ZM76 257H78L77 259H79V260H77ZM240 257L241 258L247 257V258H246V260L243 258L245 260V262H244V260L241 259ZM0 258H2V257H0ZM7 258H8V260H7ZM230 258H231V260H230ZM218 259H219V261L221 260L222 263H220L218 261ZM224 260L226 263L224 262ZM163 261H166V262H163ZM152 262H154V263H152ZM198 262L199 261H197V264H198ZM2 263H0V264H2ZM202 263L200 261L199 264H202ZM39 264H41V263H39ZM193 264H196V262H194Z\"/></svg>",
	"mask_w": 264,
	"mask_h": 264
},
{
	"label": "bare ground",
	"instance_id": "bare-ground-1",
	"mask_svg": "<svg viewBox=\"0 0 264 264\" xmlns=\"http://www.w3.org/2000/svg\"><path fill=\"white\" fill-rule=\"evenodd\" d=\"M6 1V0H5ZM8 1V0H7ZM17 1V0H16ZM15 1V2H16ZM21 1V0H20ZM25 1V0H24ZM58 1V0H57ZM85 1V0H84ZM87 1V0H86ZM95 1V0H94ZM98 1V0H97ZM97 1H95V2H97ZM105 1V0H104ZM103 1V2H104ZM108 1H110V0H108ZM116 1V0H115ZM118 1H120L121 2V0H118ZM118 1H116V3L118 2ZM130 1H132V0H130ZM130 1H129V3H130ZM135 1V0H134ZM138 1V0H137ZM202 1V0H201ZM209 1H211V0H208V1H205V0H203L202 2H209ZM212 1H214V0H212ZM216 1V0H215ZM220 1V0H219ZM218 1V2H219ZM225 1V0H224ZM227 1V0H226ZM236 1H238L237 3H239L238 4V6L240 5V2H239V0H236ZM235 0H232V1H230V3L231 2H236ZM254 3H255V1L257 2L258 0H252ZM252 1H250V4H251V2ZM2 2V1H1ZM4 2V1H3ZM9 2V1H8ZM11 2V4H12V1H10ZM19 2V1H18ZM17 2V3H18ZM66 2V1H65ZM68 2V1H67ZM75 2V4H76V1H74ZM88 2H92V1H88ZM88 2H86V4L88 3ZM99 2V1H98ZM112 2H113V0H112ZM112 2L110 3V4H112ZM128 2V1H127ZM217 2V1H216ZM222 2V1H221ZM228 2V1H227ZM242 2V1H241ZM25 3V2H24ZM24 3H22V4H24ZM30 3L31 2H29V5H30ZM70 3L72 4V1H70ZM94 3V2H93ZM92 3V4H93ZM101 3H102V1H101ZM104 3H106V2H104ZM103 3V4H104ZM109 3V2H108ZM115 3V2H114ZM113 3V4H114ZM115 3V4H116ZM204 3V4H205ZM210 3V2H209ZM220 3V2H219ZM218 3V4H219ZM224 3V2H223ZM229 3V2H228ZM233 3V4H234ZM247 3V2H246ZM257 3H259V2H257ZM256 3V4H257ZM5 3H3L2 4V6L4 5ZM13 4H15L14 2H13ZM19 4V3H18ZM52 3H50L49 5H51ZM62 4V3H61ZM65 4H67V3H65ZM77 4H80V3H78V0H77ZM76 4V5H77ZM89 4V3H88ZM91 4V3H90ZM91 4V5H92ZM98 4V3H97ZM120 4V5H119ZM123 4H125V3H122V5ZM197 4V3H196ZM195 4V5H196ZM226 4V3H225ZM250 4H246L247 6H245V8H247ZM31 5H32V3H31ZM30 5V6H31ZM43 6H44V3L42 4ZM48 5V4H47ZM73 5V4H72ZM70 6L69 5V3H68V6H70V7H73V6ZM83 5H84V2H83ZM90 5V6H91ZM100 5V4H99ZM102 5V4H101ZM117 5L118 6H122L121 5V3H117ZM187 5V4H186ZM199 5V4H198ZM222 5V4H221ZM245 5V4H244ZM258 5V4H257ZM6 7H8L9 5H5ZM10 6H13V5H10ZM33 6H34V4H33ZM64 7H63V9L65 8V5H63ZM81 6H82V3H81ZM88 6V5H87ZM87 6H85L86 7V9H88L87 8ZM90 6H88L90 9H91V7ZM93 6H95V4L94 5H92V8H93ZM107 6H109V5H107ZM138 6V5H137ZM224 6V5H223ZM233 6V5H232ZM236 6V5H235ZM252 6V5H251ZM261 6V5H260ZM1 7V6H0ZM14 7V6H13ZM16 7H18V6H16ZM20 7V6H19ZM80 7V6H79ZM96 7V6H95ZM144 7V6H143ZM151 7V6H150ZM240 7H242V6H240ZM244 7V6H243ZM11 8V7H10ZM22 8V7H21ZM34 8H36V7H34ZM34 8H33V10H34ZM66 8H67V6H66ZM65 8V9H66ZM74 8V7H73ZM73 8H68L69 10H68V13H69V11L70 10H72L73 11ZM250 8V7H249ZM249 8H247L246 10H249ZM252 9H253V7H251ZM250 8V9H251ZM2 9V8H1ZM13 10L15 9V8H12ZM78 8L76 7V10H77ZM80 9V12H81V7L79 8ZM89 9V10H90ZM130 9V8H129ZM136 9V8H135ZM6 11H7V9H5ZM31 10V9H30ZM113 10V9H112ZM115 10V9H114ZM120 10H121V7H120ZM141 10H142V8H141ZM260 10H261V8H260ZM5 11V12H6ZM18 11H19V9H18ZM71 11V12H72ZM144 11V10H143ZM148 10H146V12H147ZM230 11V10H229ZM232 11V10H231ZM250 11V10H249ZM1 12H3V11H1ZM9 12H11V10L9 11ZM14 12H17V10L16 11H14ZM56 12H58V11H56ZM87 12V11H86ZM116 12H118L117 10H116ZM115 12V13H116ZM233 12H237V11H233ZM8 13V12H7ZM22 13L24 14V12H23V10H22ZM54 13V12H53ZM75 13V12H74ZM82 13V12H81ZM151 13V12H150ZM156 13V12H155ZM231 13V12H230ZM239 12H237V14H238ZM245 13H248L249 14V12L247 11H245ZM258 13V12H257ZM5 14V13H4ZM4 14H3V16H4ZM19 14H20V12H19ZM25 14L26 15H29V14H27L26 12H25ZM31 14V13H30ZM32 14H33V12H32ZM71 14V13H70ZM147 14H148V12H147ZM161 14V13H160ZM232 14V13H231ZM234 14V17L235 16H237V14L236 13H233ZM232 14V15H233ZM239 14H241V13H239ZM238 14V15H239ZM243 15H244V13H242ZM252 14V13H251ZM259 14V13H258ZM7 15H9L10 16V14H7ZM25 15V16H26ZM52 15V14H51ZM72 16H73V13L71 14ZM79 15V14H78ZM77 15V17H79ZM158 15V14H157ZM232 15H231V17H232ZM242 15V16H243ZM1 16V15H0ZM7 16V18H12V16ZM20 16H22V15H20ZM19 16V17H20ZM54 16V15H53ZM53 16H52V18H53ZM89 16V15H88ZM87 16V17H88ZM121 16V15H120ZM165 16V15H164ZM33 17V16H32ZM32 17H31V19H32ZM75 17V16H74ZM138 17V16H137ZM191 17V16H190ZM2 17H0V19H1ZM54 18H55V16H54ZM53 18V19H54ZM66 18V17H65ZM82 18V17H81ZM85 18V17H84ZM158 18V17H157ZM189 18V17H188ZM240 18V17H239ZM4 19V18H3ZM6 19V18H5ZM4 19V20H5ZM14 19V18H13ZM18 19V18H17ZM21 19H22V17H21ZM23 19H25L24 17H23ZM26 19H28V17L26 18ZM30 19V20H31ZM76 19V18H75ZM80 19V18H79ZM127 19V18H126ZM174 19V18H173ZM248 19V18H247ZM246 19V20H247ZM3 20V21H4ZM9 20V19H8ZM7 20V21H8ZM41 20H43V19H41ZM46 19H44L43 21H45ZM49 20V19H48ZM57 20V19H56ZM2 21V22H3ZM15 21V20H14ZM19 21H20V19H19ZM24 23H25V21L24 20H22ZM22 21H20V26L21 27H23V29H24V24H22L21 22ZM37 21V20H36ZM38 21H39V19H38ZM53 21H55V20H53ZM59 20H57V22H58ZM64 21V20H63ZM66 21V20H65ZM106 21V20H105ZM182 21H184V20H182ZM212 21V20H211ZM210 21V22H211ZM6 22V21H5ZM12 22V21H11ZM42 22V21H41ZM56 22V21H55ZM60 22V21H59ZM185 22V21H184ZM189 21H187V23H188ZM221 22V21H220ZM252 22V21H251ZM9 23V21L7 22V23H5L6 25ZM17 23V22H16ZM28 23V22H27ZM36 23V22H35ZM50 23V22H49ZM61 23V22H60ZM186 23V24H187ZM239 23V22H238ZM4 24V23H3ZM10 24V23H9ZM54 24H56L55 26H57V23H53V25ZM65 24V23H64ZM189 24V23H188ZM220 24H222V23H220ZM253 24V23H252ZM251 24V25H252ZM255 24V23H254ZM18 25V24H17ZM16 25V26H17ZM26 25V24H25ZM36 25V24H35ZM37 25H39L38 23H37ZM63 25V24H62ZM179 25H181V23L179 24ZM184 25H185V23H184ZM219 25V24H218ZM244 25V24H243ZM246 25H247V23H246ZM9 26V25H8ZM7 26V27H8ZM13 26V25H12ZM27 26V25H26ZM25 26V27H26ZM33 26V25H32ZM49 26H51L50 24H49ZM58 26H61V24L59 25L58 24ZM183 26V25H182ZM253 26V25H252ZM6 27V26H5ZM10 27V26H9ZM8 27V28H9ZM14 27V26H13ZM18 27H19V25H18ZM18 27H17V29H18ZM20 27V28H21ZM52 27V26H51ZM64 27V26H63ZM184 27V26H183ZM187 27V26H186ZM189 27V26H188ZM225 27H226V25H225ZM242 27H244L245 29H246V27L245 26H242ZM242 27L240 28V29H242ZM11 28V27H10ZM19 28V29H20ZM29 28H30V25H29ZM35 28H37V27H35ZM38 28H40L39 26H38ZM37 28V29H38ZM46 28H47V25H46ZM46 28H44V30H46ZM49 28V27H48ZM55 27H53V29H54ZM61 28V27H60ZM69 29H71L70 27H68ZM182 28V27H181ZM185 28V27H184ZM218 28V27H217ZM243 28V29H244ZM250 28V29H249ZM255 28H257V27H254V28H251L250 27V23H249V27H248V29H249V31L251 30V31H254L253 29H255ZM16 29V28H15ZM18 29V30H19ZM22 29V31L24 32V30L25 29H28V28H25L24 30ZM31 29H33V27H31ZM30 29V30H31ZM43 29V28H42ZM41 29V30H42ZM57 29V28H56ZM59 29V28H58ZM64 29V28H63ZM62 29V30H63ZM65 29H67V28H65ZM186 29H189V28H186ZM185 29V31H188V30H186ZM239 29V30H240ZM9 30V29H8ZM14 29H12V31H13ZM17 30V31H18ZM33 30H35L36 31V29H33ZM32 30V31H33ZM40 30V31H41ZM49 30H52V28H50ZM174 30V29H173ZM179 30V29H178ZM181 30H183V29H181ZM191 30V29H190ZM194 30V29H193ZM219 30V29H218ZM239 30L237 31V30H234V31H237V32H239ZM261 30V29H260ZM259 30V31H260ZM6 31V30H5ZM10 31V30H9ZM56 31H58V30H55V32ZM60 31V30H59ZM71 31L73 32V29H71ZM176 31V30H175ZM183 32V31H181V32H183V33H186V32ZM241 31V33L239 32V33H237V32H234L235 34H241V35H243V33H245L246 31H247V33L249 32L247 29L245 30V32H244V30H240ZM250 31V32H251ZM263 31V30H262ZM14 32V31H13ZM20 32V33H19ZM18 33L21 35V37H22V39L23 40H21L20 39V42H18V44L17 45H22V49H23V55H21V57L22 56H24V57H22V59L24 60V59H27V58H29L30 56H32V55H36L37 56V54H39L40 52L39 51H42V50H39V48L41 49V47H40V43H42V42H40L39 40H42V41H44L43 39L45 38H43L42 39V37H40V38H38V39H36V41L38 40V42H40L39 43V46H38V44H36L37 42H35L34 43V45L33 44H28V38L26 37L29 33V30H28V34L26 35V33L24 34L23 32H21V31H19ZM31 32V31H30ZM34 32V31H33ZM37 32V31H36ZM47 32V31H46ZM53 32V31H52ZM54 32V33H55ZM60 32H62V31H60ZM66 32H67V30H66ZM191 32V31H190ZM257 32H258V30H257ZM256 32V33H257ZM35 33V32H34ZM39 33H43V30H42V32H39ZM49 33L50 32H48V35H49ZM54 33H52V35L54 34ZM71 34V32H68V34ZM84 33H85V31H84ZM173 33V32H172ZM171 33V34H172ZM178 33H180V32H178ZM233 33V34H234ZM246 33V34H247ZM252 33V32H251ZM261 33V32H260ZM31 34V33H30ZM33 34V33H32ZM31 34V35H32ZM37 33H35V35H36ZM66 34V33H65ZM74 34V33H73ZM76 34V33H75ZM130 34V33H129ZM176 34H177V32H176ZM197 33H194L193 35H196ZM198 34H200V33H198ZM198 34H197V36H198ZM249 34V33H248ZM11 35V34H10ZM34 35V36H35ZM45 35V34H44ZM88 35V34H87ZM173 35H175V33L173 34ZM189 35V34H188ZM193 35H191V36H193ZM230 35H232L231 33H230ZM29 36V35H28ZM39 36H40V34H39ZM172 36V35H171ZM177 36H180V35H177ZM177 36H175V37H177ZM182 36V35H181ZM236 36V35H235ZM12 37H13V35H12ZM36 37H38V36H36ZM35 37V38H36ZM52 37V36H51ZM164 37H167V36H164ZM169 37V36H168ZM167 37V38H168ZM201 36L199 35V38H200ZM234 37V36H233ZM237 37H240V35L238 36H236V38ZM258 37H260V36H258ZM35 38H33L34 40H35ZM47 38H49L50 39V37H46V40H47ZM101 38V37H100ZM131 38V37H130ZM169 38H171V37H169ZM168 38V39H169ZM190 38V37H189ZM204 38V37H203ZM228 38H230V36H229V34H228ZM251 38V37H250ZM261 38V37H260ZM258 39V41L260 40V42L261 41H264V37L262 38V40L261 39ZM15 39V38H14ZM31 39V38H30ZM108 40L110 39V41H113V40H111V38H107ZM106 39V40H107ZM179 39V38H178ZM181 39H182V37H181ZM181 39H180V41H181ZM185 38H183V40H184ZM186 39H187V36H186ZM185 39V40H186ZM205 39V38H204ZM18 40V39H17ZM151 40V39H150ZM174 40V39H173ZM172 40V41H173ZM195 40V39H194ZM193 40V41H194ZM203 39H200V42L202 41ZM209 40V39H208ZM211 40V39H210ZM209 40V41H210ZM230 40V39H229ZM228 40V41H229ZM233 40H234V38H233ZM232 39H231V41H233ZM238 40V38L236 39V40H234V42H236ZM250 40V39H249ZM19 41V40H18ZM28 41V42H27ZM33 41V40H32ZM163 41H166V39L165 40H163ZM162 41V42H163ZM179 41V40H178ZM187 41V40H186ZM190 41V40H189ZM199 41V40H198ZM212 41H213V39H212ZM212 41H210V43L212 42ZM231 41L229 42V44H233V45H236V44H234V43H231ZM252 41V40H251ZM258 41H254L256 44L257 43H260V42H258ZM14 43H15V41H13ZM45 42V41H44ZM147 42V41H146ZM162 42H160V43H162ZM183 42V41H182ZM182 42H179L180 43V45L181 46H177V42L175 43V42H173V44H174V46H173V44H171V46H173L174 48L177 46L178 48H176L175 50H177V49H180V47H182L183 45H184V43H183V45L181 44ZM191 42V41H190ZM208 42V41H207ZM253 42V41H252ZM13 43V44H14ZM17 43V42H16ZM30 43V42H29ZM33 43V42H32ZM148 43H149V41H148ZM147 43V44H148ZM150 43H153V42H150ZM178 43V44H179ZM187 43V42H186ZM192 43V42H191ZM191 43H187V44H191ZM198 43V42H197ZM197 43H195V45L197 44ZM204 43V42H203ZM210 43H208V44H210ZM225 43V42H224ZM249 43V42H248ZM261 43H263V42H261ZM261 43H260V45H261ZM107 44V43H106ZM175 44H176V46H175ZM194 44V43H193ZM192 44V45H193ZM212 44V43H211ZM215 44V43H214ZM223 44V43H222ZM225 44H227V43H225ZM245 44H247V43H245ZM264 44V43H263ZM16 45V44H15ZM16 45V46H17ZM19 45V46H20ZM42 45V44H41ZM108 45V44H107ZM152 45V44H151ZM150 45V46H151ZM199 45V44H198ZM204 45L206 46V44L204 43ZM213 45V44H212ZM254 45V44H253ZM259 45V46H260ZM16 46H14L13 45V47H15L16 48ZM18 46V47H19ZM149 46V45H148ZM170 45H169V47H171ZM200 46V45H199ZM198 46V47H199ZM201 46H202V43H201ZM207 46H209V45H207ZM207 46H206V48H207ZM216 46H218L217 48H219L220 46H221V44L220 45H216ZM216 46H214L215 48H216ZM17 47V48H18ZM145 47H147V46H145ZM166 47H167V45H166ZM195 47H197V46H195ZM204 47V46H203ZM210 47H212V46H209V48ZM222 47H224V46H221L219 49H221ZM257 47V46H256ZM14 48V49H15ZM20 48H21V46H20ZM97 48V47H96ZM100 49L98 50V48H97V51L99 52V51H101V48H102V46L101 47H99ZM137 48V47H136ZM159 48V47H158ZM163 48V47H162ZM183 48V47H182ZM205 48V47H204ZM205 48V49H206ZM208 48V49H209ZM134 49V48H133ZM132 49V50H133ZM147 49V51L149 50V47L148 48H146ZM198 49H200V48H198ZM198 49H196V50H198ZM212 49V48H211ZM12 50V49H11ZM18 50V49H17ZM96 50V49H95ZM136 49H134V51H135ZM159 50V49H158ZM180 50H182V49H180ZM213 50V49H212ZM226 49H224L223 51H225ZM21 50H18V52L17 51H13L12 52V61L14 62V64L13 65H15V64H17V63H22V61H20V60H22V59H20L18 56H17V54H16V52L19 54V52H20ZM53 51V49H51V52ZM55 51V50H54ZM53 51V52H54ZM157 51V50H156ZM161 51V50H160ZM163 52L165 51V49L164 50H162ZM178 51V50H177ZM202 51V50H201ZM211 51V50H210ZM228 51V50H227ZM44 52V51H43ZM132 51H130V53H131ZM137 52V51H136ZM208 52V51H207ZM214 52H216V50L214 51ZM220 52H221V50H220ZM229 52V51H228ZM21 53V52H20ZM42 53V52H41ZM40 53V54H41ZM65 53V52H64ZM63 53V54H64ZM103 53V52H102ZM102 53H100L101 55H102ZM150 53V52H149ZM225 53H226V51H225ZM43 54V53H42ZM56 54H62V53H56ZM136 54V53H135ZM203 54V53H202ZM212 54V53H211ZM224 54V53H223ZM232 54V53H231ZM46 55V54H45ZM44 54H43V58H44V56H45ZM50 55L51 54H49V57L48 58H51L50 57ZM54 55V54H53ZM53 55H51V56H53ZM134 55V54H133ZM131 56V57H134V56ZM160 55V54H159ZM204 55V54H203ZM206 55H207V53H206ZM42 56V55H41ZM62 56V55H61ZM90 56V55H89ZM94 55L92 54V56L91 57H89V58H92V60L94 61V62H96V59H95V56L93 57ZM110 56H112V55H110ZM109 56V57H110ZM129 56V55H128ZM135 56H137V55H135ZM46 57V56H45ZM57 57V56H56ZM56 57H54L53 56V58H56ZM64 57V56H63ZM98 57V56H97ZM121 58H122V56H120ZM127 57V56H126ZM125 56L123 57V58H125V59H129V57H127L126 58ZM162 57V56H161ZM34 58V57H33ZM52 58V59H53ZM59 58H61V57H59ZM59 58H57L56 59V61H55V59H53L52 61H51V59L49 60V62H48V64L46 65L45 63H46V61L44 60V59H41V60H44L45 62H43V64H45L46 65V67H41V64H40V67H36V68H33V69H35V73H33V77H31V78H28L27 77V80L25 79V81H24V83L23 82H21V83H19V84H15V85H13V89H15V91H16V89L18 88V87H24L25 88V86L26 85H33V84H35L36 82V80L38 79V78H43V77H48V78H52L53 79V77H55V76H57V73H58V67L59 66H57L56 65V62L57 61H59L58 59ZM64 58H66V57H64ZM112 58H113V56H112ZM120 58V59H121ZM136 58V57H135ZM134 58V59H135ZM210 58V57H209ZM10 59V58H9ZM133 59V58H132ZM137 59V58H136ZM48 60V59H47ZM62 60H63V58H62ZM90 60V59H89ZM97 60H98V58H97ZM130 60H131V58H130ZM212 60V59H211ZM66 61H68L67 59L65 60V62ZM111 61H112V59H111ZM122 61H126V60H122ZM60 62H64V60L63 61H59V63ZM64 62V63H65ZM99 62H101L100 60H99ZM114 62H116V60L114 61ZM113 62V63H114ZM119 62V61H118ZM19 63V64H20ZM64 63H63V65H64ZM71 63V62H70ZM78 63V62H77ZM111 63V62H110ZM119 63H121V61L119 62ZM259 63V62H258ZM257 63V64H258ZM61 64V63H60ZM66 64V63H65ZM72 64V63H71ZM80 64V63H79ZM83 64V63H82ZM263 64V63H262ZM59 65V64H58ZM72 65H74V66H72ZM71 66L72 67H77V66H75V64H72ZM101 65H103V64H101ZM113 66H112V68L110 69V70H108V74H107V76H109V80L110 81H114V79L116 78V77H118V72H120L119 71V67L117 66V64L116 65H114V64H112ZM259 65H261V64H259ZM16 66V65H15ZM44 66V65H43ZM60 66H62V64L60 65ZM68 66H70V64L69 65H67V67ZM80 66H82V65H80ZM79 66V67H80ZM201 66V65H200ZM18 67V66H17ZM65 67V66H64ZM71 67V68H72ZM79 67H78V69H79ZM110 67V66H109ZM108 67V68H109ZM62 68V67H61ZM69 68V67H68ZM97 70H93V67H92V70L94 71V73L95 72H97V73H99V75L101 74V73H103V76H104V73H106L105 71H107V70H105L104 72H98V71H100L101 70V68H99L98 66H96L95 67ZM94 68V69H95ZM107 68V67H106ZM200 68H202V67H200ZM251 68V67H250ZM256 68V67H255ZM59 69H60V67H59ZM64 69V68H63ZM78 69H76V71L78 70ZM104 69H105V67H104ZM103 68H102V71L104 70ZM91 70V69H90ZM72 71H74L75 72V69H72ZM93 71H92V73H93ZM212 71V70H211ZM257 71V70H256ZM62 72V71H61ZM81 72V71H80ZM88 72V71H87ZM87 72H86V74H87ZM78 74H79V71L77 72ZM85 73V72H84ZM92 73H91V75H92ZM93 73V74H94ZM123 73H125V72H123ZM218 73V72H217ZM60 74V73H59ZM64 74H66V73H64ZM78 74H72V75H78ZM129 74H131V73H129ZM240 74V73H239ZM247 74V73H246ZM62 75H63V73H62ZM81 75V74H80ZM128 75V74H127ZM218 75V74H217ZM241 75H243V74H241ZM248 75V74H247ZM66 76V75H65ZM68 76V75H67ZM79 76V75H78ZM94 76V75H93ZM121 76V75H120ZM124 76V75H123ZM234 76V75H233ZM245 76V75H244ZM62 77H64V76H61V79H62ZM125 77V76H124ZM249 77V76H248ZM68 78V77H67ZM66 77H65V79L63 78V81L64 82H66L67 80V84L71 87V85H73V84H71V83H75L73 80V82L70 80V79H67ZM69 78H71V77H69ZM126 78V77H125ZM228 78V77H227ZM239 78V77H238ZM244 78V77H243ZM250 78H251V76H250ZM256 78V77H255ZM260 78V77H259ZM46 79V78H45ZM55 79V78H54ZM53 79V80H54ZM67 79V80H66ZM76 79V78H75ZM126 79H129L128 77L126 78ZM125 79V80H126ZM130 79H131V75H130ZM129 79V80H130ZM132 79H134V78H132ZM131 79V80H132ZM215 80H217V79H222L221 77L220 78H214ZM230 79V78H229ZM242 79V78H241ZM248 79V78H247ZM256 79H258V78H256ZM255 79V80H256ZM57 80H58V78H57ZM78 79H76V81H77ZM120 81H121V79H119ZM124 80V78L122 79V81L121 82H123V81H125ZM130 80V81H131ZM214 80V81H215ZM231 80V79H230ZM229 80V81H230ZM244 80V79H243ZM249 80V79H248ZM251 80V79H250ZM60 81V80H59ZM69 81H71V82H69ZM227 81H228V79H227ZM226 81V82H227ZM241 81V80H240ZM240 81H238L239 83H240ZM245 81V80H244ZM253 81V80H252ZM259 81V80H258ZM258 81H257V83L256 84H258ZM41 82V81H40ZM116 82V81H115ZM220 82V81H219ZM225 82V83H226ZM250 82V81H249ZM61 82H59V83H57V85L58 84H60ZM71 85H70V84ZM77 83V82H76ZM80 83V82H79ZM109 83H111V82H109ZM118 83V82H117ZM124 83V82H123ZM209 83H211V82H209ZM213 84H215V86L217 85L218 86V84H217V81L214 83V82H212ZM231 83V82H230ZM248 83V82H247ZM246 83V84H247ZM252 84H255V83H253V82H251ZM251 83H248V84H251ZM40 84V83H39ZM54 84V83H53ZM56 84V83H55ZM65 83H63L62 85H64ZM66 84V86H68ZM114 83H112V85H113ZM212 84V85H213ZM238 83H234L233 85H230L229 83H228V89H227V91L226 90H222V93L224 94V92L223 91H226V93H230V92H236L235 94L237 95V91H238V88L240 89V86L242 85V84H238ZM245 84V83H244ZM251 84V85H252ZM261 84V83H260ZM50 85H51V83H50ZM62 85H60V86H62ZM92 85V84H91ZM107 85H109V84H107ZM116 85V84H115ZM205 85V84H204ZM203 85V87H205ZM209 85V84H208ZM259 85V84H258ZM39 86V85H38ZM42 86V85H41ZM53 86V85H52ZM59 86V85H58ZM58 86H55L54 87V90H56L57 91V89H59L60 87H58ZM68 86V87H69ZM74 86V85H73ZM80 87H81V85H79ZM117 86H119V85H117ZM117 86H114L113 85V87L114 88H116ZM206 86H207V84H206ZM211 86V85H210ZM249 86V85H248ZM254 86V85H253ZM43 88L42 89H44V86H42ZM50 87V86H49ZM77 88L78 86H74V88ZM95 87V86H94ZM197 87V86H196ZM195 87V88H196ZM202 87V90H204L203 92H204V94L206 93L205 92V90H207V89H204ZM243 87V86H242ZM250 87V86H249ZM254 87H256V86H254ZM37 88V87H36ZM51 88H53V87H51ZM49 89V90H52V92H54V90L53 89ZM67 88V87H66ZM107 89H105V90H108V87H106ZM205 88H207V87H205ZM208 88H210L211 90H212V88L211 87H208ZM245 88V87H244ZM256 88H259V87H256ZM63 89H64V86H63ZM71 89H72V87H71ZM79 89V88H78ZM77 89V90H78ZM81 89V88H80ZM95 89V88H94ZM98 89V88H97ZM111 89V88H110ZM192 89V88H191ZM209 89V90H210ZM61 90V89H60ZM74 90V89H73ZM104 90V91H105ZM112 90V89H111ZM218 90H219V88L217 89V92H216V90L214 91L215 92V94L216 93H218ZM32 91V90H31ZM41 91V90H40ZM46 91V90H45ZM64 91H66V90H64ZM94 91V90H93ZM96 91V90H95ZM244 91V90H243ZM16 92H18V89H17V91ZM33 92H35V89H34V91ZM33 92H32V94H33ZM111 92V91H110ZM195 92V91H194ZM193 92V93H194ZM202 92V93H203ZM213 92V93H214ZM44 93V92H43ZM47 93V92H46ZM45 93V94H46ZM48 93H49V91H48ZM51 93V92H50ZM49 93V94H50ZM58 93V92H57ZM60 93V92H59ZM68 93V92H67ZM106 93V92H105ZM177 93V92H176ZM201 93V92H200ZM201 93V94H202ZM209 94H210V96H212V98H214L213 96V94H212V91H211V93L210 92H208ZM220 93V96H221V92H219ZM226 93H225V95H226ZM242 93V92H241ZM253 93V92H252ZM264 93V92H263ZM21 94V93H20ZM62 94H64V92H62ZM98 94V93H97ZM107 94V93H106ZM110 94V93H109ZM212 94V95H211ZM261 94H262V91H261ZM35 95H36V92H35ZM39 95V94H38ZM42 95V94H41ZM41 95H39L40 97H41ZM51 95H54V93L53 94H51ZM58 95V94H57ZM56 94H55V97L57 96ZM65 95H67L66 94V92H65ZM192 95V94H191ZM195 95H196V93H195ZM195 95H194V97H195ZM198 95V94H197ZM196 95V96H197ZM208 95V94H207ZM219 95V94H218ZM234 94H232L231 93V95L230 96H228L229 97V99H230V97H232ZM37 96V95H36ZM45 96L46 95H44V98H45ZM48 96V98H50L49 97V95H47ZM79 96H81V95H79ZM107 96H109V95H107ZM201 95L199 94V96L198 97H200ZM238 96V95H237ZM255 96V95H254ZM254 96L253 97H251V96H248V94H243V95H239V97H235V98H237V99H235V100H237V102H235L234 103V110H233V108H232V105L230 104V107L232 108H230L231 110H233V111H231V112H233V113H229L230 115L232 114V115H237V116H240V113H242V111L244 112V113H242L243 114V117H246L247 115H249L250 113H252L251 111H255V109L257 110L258 109V105H257V103H259V101H261V100H258V102H257V100H256V98H254ZM21 97V96H20ZM52 97H54V96H52ZM54 97V98H55ZM58 97V96H57ZM96 97V96H95ZM204 96H202L201 98H203ZM224 97V96H223ZM227 97V98H228ZM258 97V96H257ZM23 99H24V97H22ZM39 98V97H38ZM80 98V97H79ZM155 98V97H154ZM186 98V97H185ZM211 98V97H210ZM209 98V99H210ZM219 98V97H218ZM221 98V97H220ZM226 98V99H227ZM42 99H43V95H42ZM180 99V98H179ZM187 99H190V98H187ZM196 99H198V98H195V100ZM205 100H206V97L204 98ZM207 99H208V97H207ZM224 98H222L221 100H223ZM15 100H16V98H15ZM26 100V99H25ZM39 100V99H38ZM75 100H77V99H75ZM74 100V101H75ZM182 100H186V99H182ZM191 100V99H190ZM190 100H188V101H190ZM194 99H193V102L195 101ZM202 100V99H201ZM204 100V101H205ZM211 100V99H210ZM232 100V99H231ZM13 101V100H12ZM16 101H22V100H16ZM27 101V100H26ZM37 101V100H36ZM40 101H42L41 99L39 100V102ZM51 101V100H50ZM80 101V102H79ZM187 101V100H186ZM187 101V102H188ZM203 101V100H202ZM201 101V102H202ZM208 101V100H207ZM38 102V101H37ZM78 102L80 103V104H82L81 103V99L80 100H78L76 103L78 104ZM187 102H185V103H187ZM190 102H192V101H190ZM196 102V101H195ZM200 101H199V103H201ZM218 102V101H217ZM264 102V101H263ZM15 103V102H14ZM76 103H74V104H76ZM213 103V102H212ZM16 105H17V102L15 103ZM24 104V103H23ZM34 105H35V103H33ZM38 104V103H37ZM36 104V105H37ZM80 104H78V105H80ZM203 104V103H202ZM10 105H14V104H11L10 103ZM9 105V106H10ZM19 105H20V103H19ZM18 105V106H19ZM188 105V103L186 104V105H184V106H187ZM206 104H204V106H205ZM228 105V104H227ZM26 106H27V104H26ZM25 106V107H26ZM75 106V105H74ZM81 106V105H80ZM150 105H148V107H149ZM159 106V105H158ZM161 107H162V105H160ZM165 106V105H164ZM183 106V107H184ZM190 106H192V105H190ZM189 106V107H190ZM195 106V105H194ZM194 106H192V107H194ZM226 106V105H225ZM260 106H262V105H259V107ZM13 107H15V106H13ZM24 107V106H23ZM28 107V106H27ZM58 107V106H57ZM151 107V109H154V106L152 107V105L150 106ZM149 107V108H150ZM157 107V106H156ZM229 107V106H228ZM263 107V106H262ZM260 108L259 110L261 111H263V109L264 108ZM148 108V109H149ZM160 108V107H159ZM3 109V108H2ZM23 109V108H22ZM25 109V108H24ZM34 109V108H33ZM69 109V108H68ZM109 109V108H108ZM193 109V108H192ZM226 109V108H225ZM229 109V108H228ZM228 109H226V110H228ZM63 110V109H62ZM154 110H156V109H154ZM191 110V109H190ZM226 110H224V111H226ZM10 111V110H9ZM63 111H65V110H63ZM62 111V112H63ZM67 111V110H66ZM65 111V113H67ZM150 111V110H149ZM259 111V112H260ZM16 112H18V111H16ZM28 112H29V110H28ZM27 112V113H28ZM79 112V111H78ZM86 112V111H85ZM194 112H195V110H194ZM228 111H226L225 112V114L224 113H222V115H220V116H225L226 117V113H227ZM238 112H240V113H238ZM256 112V111H255ZM9 113V112H8ZM26 113V112H25ZM151 113H153L154 114V111L152 112L151 111ZM158 113V112H157ZM156 113V114H157ZM235 113H238V114H235ZM257 113H258V111H257ZM262 113H264V111L262 112ZM11 114H12V112H11ZM11 114H10V116H11ZM14 114V113H13ZM12 114V115H13ZM18 115V117L17 118H10V116L8 117L7 115L8 114H6V112L5 111H3V110H0V171H1V169H2V167H3V164H7L6 162L8 161V163H11V164H20V168L21 167H23L22 169H23V171L22 172H20V170H19V173H21V175H20V179H18L17 181L16 180H14L15 182H17V184L18 183H20V186H21V188H22V186L25 184V185H27V190H28V188L30 187V189H32L33 191H37L40 195L42 194V196H40V197H38L37 195H33L32 194V196L34 197V196H36L35 198H36V200L38 199V198H41V197H44V196H46V195H50V193L49 192H51L53 189H55V183H54V181L55 182H57L59 185L61 184L62 186H64V188L63 189H69L70 190V188H71V191L73 190L72 189V187H77V186H79V181L76 179V176H74L75 174H74V172H73V170H77V169H79L81 166H79L80 165V163H78L74 158H73V156L75 157V153L74 152H78L76 149H74V147L72 146V145H70L69 144V142H70V139H71V141L73 140L72 138H74V136L75 135H73V133H74V130H73V132H69L70 134H68V132L67 131H65V126L67 125L66 123H67V121H66V123H65V120H67V119H65V120H63L64 118H66V117H64V118H61L59 121L58 120H54V121H51L50 119H48L47 117V119H48V121H49V125L48 126H50L51 128L53 127V129H49V130H47V133H45V130L43 131V129L44 128H46L47 129V127L48 126H46L45 125V127L43 128V127H41V124L39 123V119H37L36 117H31V116H29L30 117V121H28V119H27V116H25V115H23L22 114V111L20 112L19 111V113H15V115ZM34 114V113H33ZM43 114V113H42ZM70 114V113H69ZM69 114H65V116L66 115H69ZM83 114V113H82ZM81 114V115H82ZM86 115L88 114V113H85ZM85 114H84V118H85V120H86V117L88 118L89 116H85ZM193 114V113H192ZM247 114V115H246ZM261 114V113H260ZM44 115V114H43ZM55 115H57V113L55 112V114L54 115H52L53 116V118L52 119H54V116ZM193 115H195V113L193 114ZM198 115V114H197ZM252 115V114H251ZM256 115V114H255ZM259 115V114H258ZM263 115V114H262ZM34 116V115H33ZM156 116V115H155ZM157 116H158V114H157ZM156 116V117H157ZM242 116V115H241ZM253 117H255L254 115H252ZM260 116V115H259ZM258 116V117H259ZM264 116V115H263ZM39 117H42V116H39ZM51 117V116H50ZM59 117V116H58ZM70 116H68V118H69ZM72 117V116H71ZM149 117V116H148ZM156 117H154V120H156L155 118ZM212 117V116H211ZM215 117H217V116H215ZM219 117V116H218ZM227 117H228V114H227ZM226 117V118H227ZM230 117H232V116H230ZM235 117V116H234ZM234 117H232V118H234ZM243 117H240V118H243ZM248 117H250L251 118V116H248ZM252 117V118H253ZM261 117V116H260ZM33 118V119H32ZM37 120H36V119ZM82 118V117H81ZM83 118V119H84ZM159 117H157V119H158ZM208 118H210V117H208ZM212 118H214V116L212 117ZM221 118V117H220ZM220 118H217L216 120H221ZM229 118V117H228ZM239 117H238V121L239 120H241ZM262 118V117H261ZM264 118V117H263ZM41 119V118H40ZM165 119V118H164ZM222 119H223V117H222ZM230 119V118H229ZM229 119H226L225 121H226V123H228V121L227 120H229ZM235 119L236 120H234L235 122L237 121V117H235ZM247 120H249L248 118H246ZM246 119H245V121H246ZM255 119V118H254ZM253 119V120H254ZM258 119H260V118H258ZM74 120V119H73ZM76 120V119H75ZM82 120V119H81ZM84 120V121H85ZM104 120V119H103ZM102 120V121H103ZM152 120V119H151ZM210 120H212V119H210ZM215 120V119H214ZM257 120V119H256ZM69 121V120H68ZM70 121H71V118H70ZM88 121H89V119H88ZM88 121H86V123L88 122ZM222 122L224 121V120H221ZM221 121H218V122H216V123H221ZM224 121V122H225ZM232 121V119L231 120H229V122H231ZM237 121V122H238ZM42 122H44V121H41V123ZM45 122H47V121H45ZM72 122V121H71ZM101 122V121H100ZM105 122V121H104ZM209 122V121H208ZM223 122V123H224ZM236 122V123H237ZM241 122V121H240ZM239 122V123H240ZM73 123V122H72ZM107 122H105V124H106ZM206 123V122H205ZM215 123V122H214ZM219 123V125H221ZM233 123V122H232ZM234 123L235 125H237V124H239V123ZM242 123V122H241ZM240 123V124H241ZM66 124V125H65ZM68 124H69V122H68ZM71 124V123H70ZM73 124H76L75 122L73 123ZM72 124V125H73ZM78 124V123H77ZM90 124V123H89ZM88 124V125H89ZM233 124V125H234ZM262 124H264V123H262ZM72 125H70V128H71V126ZM204 125H206V124H204ZM207 125H208V123H207ZM206 125V126H207ZM214 125H216V127H217V124H214ZM223 125V124H222ZM225 123H224V127H225ZM69 126V125H68ZM206 126H204L203 128H205L204 130H206ZM228 126V125H227ZM230 126H232V124L230 125ZM263 126V125H262ZM56 127H61L60 128V130L58 131V130H55V128ZM91 127V126H90ZM93 127H95L94 125L91 127V128H93ZM193 127V126H192ZM208 127L209 126H207V129H208ZM16 128H19V129H16ZM43 128V129H42ZM87 128H89V127H87ZM201 128V127H200ZM76 129V128H75ZM97 129V128H96ZM193 129V128H192ZM51 130V131H50ZM90 130V129H89ZM210 130H213L212 129V127H210ZM80 131V130H79ZM87 131V130H86ZM94 131V130H93ZM93 131H88V132H93ZM96 131V130H95ZM111 131H112V129H111ZM190 131V130H189ZM194 131H198V132H200V133H197V134H193V135H191V136H193V141H194V143H195V141H200V140H202V139H204V140H206L205 138H207V137H204L205 136V131H204V138H202V132L201 131H199V130H194ZM193 131V133H196V132H194ZM208 131H209V129H208ZM207 131V132H208ZM259 131V130H258ZM261 132H260V134H262L263 136L261 137V138H257V137H260V134L257 136V137H255V139H253L252 141H254L253 143V145H256L257 147H258V145H262V144H264V129H263V127H262V130H260ZM81 132H84V131H81ZM118 132V131H117ZM117 132H112V133H110V135H108V137H107V139H106V141L104 140V141H100L99 143L101 144V146H102V148H103V145H104V143H107L108 144V142L110 141L111 142V145H112V143H118V141H123V140H121V139H123V135L122 136H120L119 134H117ZM210 132V131H209ZM214 131H212V133L211 134H214L213 133ZM216 132V131H215ZM217 132H220L219 131V128L217 129ZM77 133H78V131H77ZM93 133H95V132H93ZM119 133V132H118ZM190 133V132H189ZM188 133V134H189ZM202 133V134H201ZM75 134H76V132H75ZM81 134V133H80ZM90 134V133H89ZM92 134V133H91ZM121 134H122V132H121ZM208 133H206V135H207ZM211 134H208L207 136L209 137ZM220 134H222V132H220ZM78 135V134H77ZM128 135V134H127ZM126 135V136H127ZM83 136H85V133H83ZM86 136H89V135H86ZM125 136V135H124ZM190 136V137H191ZM212 136V138H214L213 137V135H211ZM215 137H216V135H214ZM240 136V135H239ZM239 136H237L236 138H239L238 140L236 139V138H234V139H236V140H233V141H229V142H234V141H236V143H237V145H238V143L239 142H241L242 140H244V138H245V136L243 137V136H241V137H239ZM96 137V136H95ZM100 137V136H99ZM187 137H189V136H187ZM79 138V137H78ZM77 138V139H78ZM86 138H89V137H86ZM125 138V137H124ZM127 138V137H126ZM240 138L242 139V140H240ZM75 140H76V138H74ZM83 139H85V138H83ZM98 139V138H97ZM143 139V138H142ZM144 139H146V138H144ZM188 139V138H187ZM208 139V138H207ZM209 139H211V137L209 138ZM208 139V140H209ZM68 140V141H67ZM86 140V139H85ZM135 140V139H134ZM133 140V141H134ZM240 140V141H239ZM78 141V140H77ZM94 139H93V142H92V144H94ZM140 141V140H139ZM146 141V140H145ZM189 141H191V140H189ZM207 141V140H206ZM80 142H81V138H80ZM88 142H90V141H88ZM109 142V143H110ZM143 142V141H142ZM147 142H149V141H147ZM203 142V141H202ZM201 142V143H202ZM228 142V143H229ZM242 142H245V140L244 141H242ZM96 143V142H95ZM120 143L121 142H119V145H120ZM135 143V142H134ZM182 143V142H181ZM189 143V142H188ZM187 143V145H189ZM203 143H205V142H203ZM228 143H226L227 144V146H229V144ZM235 143V142H234ZM233 143V145H234V149L237 147V145H236V143L234 144ZM69 144V145H68ZM131 144V143H130ZM145 144H148V143H146L145 142ZM145 144L143 145V146H145ZM185 145H186V143H184ZM193 144V143H192ZM191 144V145H192ZM197 145H199L198 143H196ZM239 144H243V143H239ZM149 145V144H148ZM147 145V146H148ZM152 145V144H151ZM182 145H183V143H182ZM185 145H184V147H185ZM190 145V146H191ZM195 145V144H194ZM194 145H192L193 146V148H191V151H195V150H193V149H195L194 148ZM202 145H204V144H202ZM231 145H232V143H231ZM90 146H91V144H90ZM93 146V145H92ZM97 146V145H96ZM138 146V145H137ZM181 146V145H180ZM180 146H178V147H180ZM191 146V147H192ZM196 146V145H195ZM223 147L225 146L226 147V145H222ZM94 147H95V145H94ZM93 147V148H94ZM104 147H106L105 145H104ZM132 147H134V146H132ZM184 147H181V148H184ZM186 147H188V146H186ZM197 147V146H196ZM224 147V148H225ZM232 147V149H233V146H231ZM239 148L240 147H242V146H238ZM96 148V147H95ZM98 148V147H97ZM129 148H131V146L129 147ZM140 148V147H139ZM139 148H138V150H139ZM146 149H147V147H145ZM149 148H150V146H149ZM198 148H202V146H200V147H198ZM239 148H236V150L237 149H239ZM80 150H81V148H79ZM78 149V150H79ZM100 149V148H99ZM105 149V148H104ZM134 149L136 150L137 149V147L135 148L134 147ZM141 149V148H140ZM142 149H144V147L142 148ZM151 149V148H150ZM177 149H179V148H177ZM197 149V148H196ZM226 149H227V147H226ZM228 149H229V147H228ZM233 149V150H234ZM251 149H253L252 151L251 150H248V152L250 153V151H251V153L252 154H255V155H257V156H260L261 157V155H262V157H263V159H264V147H263V150H262V148H261V150L259 149V148H253V147H251ZM84 151H85V149H83ZM82 150V151H83ZM90 149H88V150H86V151H89ZM132 150H133V148H132ZM135 150H133V151H135ZM138 150H136V152L138 151ZM145 150V149H144ZM185 151H186V148L184 149ZM188 150H190V148L188 149ZM235 150V151H236ZM243 150V149H242ZM85 151V152H86ZM101 151V150H100ZM141 151H143V150H141ZM146 151V150H145ZM182 151H183V149H182ZM197 151V150H196ZM238 151V150H237ZM236 151V152H237ZM247 150H245V152H246ZM90 152V151H89ZM96 152V151H95ZM127 152V151H126ZM139 152H140V150H139ZM173 152V150L171 151V153ZM239 152H240V150H239ZM244 152V153H245ZM248 152H247V154L246 155H248V156H250L249 154H248ZM82 154L81 155H83V152H81ZM87 154H88V152H86ZM93 153V152H92ZM129 153V152H128ZM128 153H127V155H128ZM132 153V152H131ZM134 153V152H133ZM143 153V152H142ZM164 153V152H163ZM210 153V152H209ZM241 154L243 153V151L242 152H240ZM250 153V154H251ZM80 154V153H79ZM77 155V156H81V155ZM144 154V153H143ZM206 154V153H205ZM73 155V156H72ZM84 155H86V154H84ZM83 155V156H84ZM97 155V154H96ZM126 155V154H125ZM130 155V154H129ZM133 156H135L134 154H132ZM131 155V156H132ZM161 155V154H160ZM82 156V157H83ZM168 156V155H167ZM167 156H166V158H167ZM84 157H86V156H84ZM157 157V156H156ZM158 157H160V156H158ZM157 157V158H158ZM181 157V156H180ZM179 157V158H180ZM184 157V156H183ZM187 157H189V156H187ZM205 157V156H204ZM203 157V158H204ZM77 158H80V157H77ZM90 158H92V156L90 157ZM134 158H136V156L134 157ZM133 158V159H134ZM153 158V157H152ZM152 158H150V159H152ZM162 158H163V155H162ZM162 158L161 159H159V160H162ZM82 159V158H81ZM84 159H86V158H84ZM98 159V158H97ZM154 159V158H153ZM165 159V158H164ZM164 159H163V161H164ZM190 159H192V158H186V159H180V160H178L177 162H176V160H175V162H176V164H178V166H179V164H180V168L179 167H177L179 170V173L183 176L184 175V177L185 176H189L188 178H190V176H192V175H194V174H209L210 172V174L208 175V176H210V178H211V183H210V187H208V189L207 190H209V191H207L208 193H207V195H204L203 197H204V199H205V201H204V199H203V201L207 204H209V205H211V204H213V205H215L217 208H218V212H220V214L221 213H223L226 217H224V222H223V226L225 227V229H227V230H229L230 228H234V226L236 225L235 223H234V221H235V219L233 220V223L235 224H233L232 223V220H231V218L234 216V218H235V214L236 213H238V214H236V218L237 219H240L239 221H238V223L239 222H241V223H239L240 225H236L237 227H240L241 226V224H242V221H244V219H246V217H248L249 219L251 218V216H252V218L254 219V221L256 222V223H254V224H256V225H260L261 223L263 224L264 223V214L261 212V210L259 211V209L258 208H256L258 211L255 213L253 210L255 209H252V211L254 212V213H252V211H251V207L252 206H254V205H251L250 206V210H249V207H247L248 206V204L250 203L249 202V200L250 199H247L248 200V202H247V200L246 199H244L242 196L240 197V198H243L245 201V203L247 204V206H244V207H247V208H245V210H240L241 208V206H239L238 204H237V202L235 203V204H237V205H235V204H231L230 202H233V201H230L229 202V204H231V205H235L234 207H236L237 206V209L238 210H240V211H236V210H230V211H233L235 214L231 217V213L230 212H228L227 210H229L225 205V200H227V199H223V198H219L218 196V198H215V196H213V194H212V192H215V191H213V190H215V187H216V185H217V183L219 184L220 183V181H221V177H223V175L225 174L226 176L225 177H233V176H235V177H241V178H239V179H245V184H247V185H249L250 183H257V182H261L262 180H263V178H262V176L261 175H259V173L257 174L256 172H255V170H256V168H254V172L253 171H251L252 169V167L251 168H249V169H251V170H249V169H247L248 168V166L246 167V170H248L249 172H243V171H239L238 169H239V164H242L244 161H240V162H236V161H233V162H231V161H227V162H225L224 164H225V166L224 167H221V169H216V170H212L211 168H209V167H207L204 163H203V165L201 164L200 166L199 165H195V167H193V168H189L188 166H183L184 164H185V162H191V160ZM206 159V158H205ZM86 160H88V158L86 159ZM93 160V159H92ZM96 160V159H95ZM99 160V159H98ZM97 160V161H98ZM136 160V159H135ZM155 160H156V158H155ZM169 160H170V158H169ZM171 160H173L172 158H171ZM170 160V161H171ZM212 160V159H211ZM142 161H144V160H142ZM166 161V160H165ZM214 161V160H213ZM255 161V160H254ZM259 161V160H258ZM167 162V161H166ZM173 163H174V161H172ZM172 162H170V163H172ZM197 162V161H196ZM256 162V161H255ZM264 162V161H263ZM189 163H187V164H189ZM194 163H195V161H194ZM208 163V162H207ZM206 163V164H207ZM49 164H55V166L53 165V169L55 170L54 172H53V170H52V168H51V170H48V167L47 166H50ZM63 164H66V165H63ZM69 164V165H68ZM76 164V165H75ZM181 164H183V165H181ZM227 164V165H226ZM244 164H246V165H248L246 162L244 163ZM5 165H4V168H5ZM61 165H62V167H64V169L62 168L61 169ZM175 165V164H174ZM207 165H209V164H207ZM260 165V164H259ZM258 164L257 165H255L256 167H258L259 166ZM264 165V164H263ZM8 166V165H7ZM7 166H6V168H7ZM17 166V165H16ZM16 166H15V168H16ZM37 166H38V168L40 169V168H42L43 170H44V172H41L38 168H37ZM59 166V167H58ZM111 166H112V164H111ZM110 166V167H111ZM119 166V165H118ZM118 166H115V167H118ZM144 166V165H143ZM142 166V167H143ZM9 167V166H8ZM10 167H12V165L10 166ZM9 167V168H10ZM14 167V166H13ZM84 167V166H83ZM109 167V168H110ZM113 167H114V165H113ZM125 166H123V167H118V168H124ZM133 167V166H132ZM211 167V166H210ZM260 167V166H259ZM3 168V170H5ZM117 168V169H118ZM125 168H127V167H125ZM219 168V167H218ZM261 168H262V165H261ZM50 169V168H49ZM83 169V168H82ZM111 169V174L114 172V170L116 169H114V168H110ZM116 169V170H117ZM174 169H175V167H174ZM211 169V170H210ZM260 169V168H259ZM71 170V171H70ZM79 170H81V169H79ZM85 169H83V171H84ZM115 170V172H116V174L118 173V171H116ZM119 171H120V169H118ZM122 170V169H121ZM130 170V169H129ZM133 170V169H132ZM241 170V169H240ZM6 171H7V169H6ZM9 171V170H8ZM14 171V170H13ZM16 171V170H15ZM14 171V172H15ZM63 171V172H62ZM105 171V170H104ZM110 171V170H109ZM142 172L140 173V174H138V171H132L131 173H127V171L125 170V171H123L122 172V175H124L125 176V178L122 180V181H120V182H118V183H116V185H117V187L118 188H116L117 190H119V193L121 192V193H124L125 195H123L121 198H118V199H114L115 201H113L112 199H113V196H112V199L110 198V197H108V191H107V197L109 198V199H111L112 200V202H113V205L112 206H114V208H113V215H114V212H115V206H116V208L119 210L118 211V213H120L119 215H120V218H122V220H123V222H121L122 220H120V223H124L125 221L124 220H126V221H130L131 222V219L132 218H134L132 221H133V223L135 224L134 225V227L136 226V232H137V229H139L140 231H138L139 232V236H141L143 239H145V241H147V242H149L148 244H154V245H156V247H158V248H160V249H157V250H160L161 252V256L163 257V260H166L168 263H170V264H193L194 262H196V264H197V261H199L198 262V264L200 263V261H201V263L202 264H215L216 263V261H214L215 259H213V258H209V257H205L201 252H199L195 247H193V245L191 246H189V248H188V250H189V252H188V250H187V254L185 253L186 251H182L181 249H179L178 247H177V244L178 245H180L179 243H177V244H175L176 243V239L174 240V237L173 238H171V240L173 239V241H175L174 242V244L172 245V243L170 242V239H169V241L167 240V236L165 237V236H163L162 235V237L159 235V234H157L153 229H156V228H153V229H151L150 228V226H149V222L151 221H149L148 222V225H145L144 224V222H143V224L141 225L140 223L138 224V225H141V226H138L137 224H136V222H137V220L136 219H138V218H136V216H137V212H139V207H140V202L142 201L141 199L142 198H146L145 196H147V198L148 197H151V198H153L154 199V201H156L157 202V206H159V208H157V209H159V210H161V214H163V215H166V220L168 219V218H170V220L172 219V220H181L182 222H183V224H185L186 222H185V215H186V213H187V211H189L188 209H185V211H186V213L184 212V209L183 210H181V209H179V208H176V205L174 204V202H173V200L171 199V197H169L168 195L169 194H171L170 192V188L168 189L170 192L168 193V191H166L167 192V194H166V192H163V194H162V196L164 197V199H165V201H163V199L161 198L162 196H157L156 195V193H155V191H154V189H153V185H151V182H150V177H149V172H148V170H145V169H142L141 170ZM176 171L177 170H175V173H176ZM219 171L221 172V173H219ZM3 172V171H2ZM1 172V173H2ZM5 172V171H4ZM48 172H49V174H48ZM69 172H71V173H69ZM80 172H82V171H80ZM91 172H92V170H91ZM174 172V171H173ZM217 172H218V174H217ZM258 172V171H257ZM161 173V172H160ZM178 173V172H177ZM223 173V174H222ZM5 174H6V172H5ZM17 174V173H16ZM44 174H47L48 175V177H50V179H52L53 180V182H52V184H48V183H50V182H48V183H46L47 181H45L46 179H44ZM84 174V173H83ZM101 174V173H100ZM100 174L98 173V175L100 176ZM106 174V173H105ZM115 173H113V175H114ZM180 174H177V175H180ZM212 174H213V176H214V174H217L218 176H217V180H216V176L215 177H213L212 176ZM2 176H4V179L6 178L5 177V175H3V173L1 174ZM7 175V174H6ZM47 175H45V176H47ZM87 175V174H86ZM90 175V174H89ZM88 175V176H89ZM104 175V174H103ZM122 175H121V177H122ZM176 175V174H175ZM71 176V177H70ZM80 176V175H79ZM109 176V175H108ZM107 176V177H108ZM112 176V175H111ZM111 176H110V179H108L110 182H111V186L113 185V184H115V182L113 183V181H115L113 178H115L116 179V177H113L112 176V179L113 180H111ZM173 176V175H172ZM78 177V176H77ZM90 177V176H89ZM104 177V176H103ZM107 177H106V179H107ZM166 177V176H165ZM47 178V177H46ZM70 178H72V179H70ZM81 178V177H80ZM82 178H85V174H84V177L82 176ZM91 178V177H90ZM109 178V177H108ZM192 178H194L193 176H192ZM3 179V178H2ZM16 179V178H15ZM58 179V181H56ZM117 179H120V177H118ZM0 180H1V178H0ZM6 180V179H5ZM75 181V183L77 184L76 186H73V183H72V181ZM77 180V181H76ZM83 180V179H82ZM86 180V179H85ZM89 180V179H88ZM103 181H105L104 180V178L102 179ZM108 180H107V182H108ZM186 180V179H185ZM4 181V180H3ZM14 181H10V183H13ZM164 181H166V180H164ZM183 181H184V179H183ZM2 182V181H1ZM0 182V183H1ZM7 182V181H6ZM14 182V183H15ZM78 182V183H77ZM88 182V181H87ZM163 182V181H162ZM3 183V182H2ZM1 183V184H2ZM56 183V184H57ZM70 183H71V185H72V187L70 186ZM75 183H74V185H75ZM102 183V182H101ZM113 183V184H112ZM152 183H153V181H152ZM161 183V182H160ZM164 183V182H163ZM181 183V182H180ZM5 184V183H4ZM3 184V185H4ZM21 184H23V185H21ZM83 184V185H82ZM82 184H80L81 185V187L82 186H84V183L82 182ZM88 184V183H87ZM261 186H258L257 188H256V190L260 187L261 189H258V191H257V194L258 193H262L263 195H264V183H262L261 182ZM8 185V184H7ZM19 185V184H18ZM59 185H57V187H59ZM60 185V187H62ZM65 185H68L67 187H65ZM101 185V184H100ZM99 185V186H100ZM155 185V184H154ZM182 185H183V182H182ZM250 185H252V184H250ZM253 185H255V184H253ZM260 185V184H259ZM2 186V185H1ZM0 186V187H1ZM14 186V185H13ZM29 186V187H28ZM87 187H88V185H86ZM109 187H110V184L108 185ZM167 185H165L164 187H166ZM184 186H186V185H184ZM183 186V187H184ZM218 186V185H217ZM24 187V186H23ZM70 187V188H69ZM80 187V188H81ZM175 188H176V190H177V188H178V190H179V187H180V184H178L177 185V187H176V185L174 186ZM182 187V186H181ZM180 187V188H181ZM220 187V186H219ZM2 188V187H1ZM9 188V187H8ZM18 188V187H17ZM16 188V189H17ZM79 188V187H78ZM83 188V190H81L80 191V189H78L82 194H83V192L82 191H86V190H84V187H82ZM100 188H102V187H100ZM167 188V187H166ZM165 188V189H166ZM222 188V187H221ZM220 188V189H221ZM233 188V187H232ZM241 188H243V186L241 187ZM248 188V187H247ZM19 189V188H18ZM57 189H60V188H57ZM87 189V188H86ZM89 189V188H88ZM93 189V188H92ZM107 189V188H106ZM158 189V188H157ZM184 189V188H183ZM191 189V188H190ZM219 189V190H220ZM0 190H2V189H0ZM32 190H30V191H32ZM61 190V189H60ZM69 190H68V194H69ZM76 190V189H75ZM73 191L72 192V195L73 194H75V192H77V191ZM104 191H105V187H104V189H103ZM108 190V189H107ZM115 190V189H114ZM114 190L112 189V192H111V194L114 192ZM116 190V191H117ZM174 190V189H173ZM173 190H172V192H173ZM181 190V189H180ZM187 190H188V188H187ZM192 190V189H191ZM191 190H189V194L188 195H190V194H192V193H190V191ZM218 189H216V191H217ZM226 190V189H225ZM227 190H229V194L231 195V197H239L238 196V193L240 194V192L242 193V190L240 189V190H238L237 192H236V190H233V189H229V188H227ZM230 190L232 191V192H230ZM245 190V189H244ZM29 191V192H30ZM56 191V190H55ZM67 191V190H66ZM88 191V190H87ZM86 191V192H87ZM110 191H111V188H110ZM175 191V190H174ZM181 191H183V190H181ZM193 191V190H192ZM221 191V190H220ZM224 191V190H223ZM240 191V192H239ZM251 191V190H250ZM0 192H2V194L4 193L3 191H0ZM60 192V191H59ZM95 192V191H94ZM179 192V191H178ZM77 193H79V192H77ZM76 193V194H77ZM115 193H117V192H114V194ZM157 193H158V190H157ZM162 193V192H161ZM180 193V192H179ZM185 193V192H184ZM196 193V192H195ZM227 193V194H228ZM55 194V193H54ZM60 194V193H59ZM80 194V193H79ZM84 194H86V193H84ZM83 194V195H84ZM98 194V193H97ZM110 194V193H109ZM206 194V193H205ZM227 194H225V195H227ZM253 194H254V192H253ZM5 195V194H4ZM3 195V196H4ZM20 195V194H19ZM44 195V196H43ZM69 195H71V194H69ZM72 195H71V197H72ZM78 195V194H77ZM77 195H74V196H77ZM92 195V194H91ZM116 196H118L117 194H115ZM121 195V194H120ZM161 195V194H160ZM184 195V194H183ZM193 195H195V194H193ZM244 195V194H243ZM246 195V194H245ZM259 195V194H258ZM54 196V195H53ZM61 195H59L58 197H60ZM74 196L72 197L73 199H75V200H69L68 202H70V201H75L76 202V198H74ZM80 195H78L77 196V198L79 197ZM110 196V195H109ZM134 196H136L135 198H134ZM171 196V195H170ZM196 196V195H195ZM195 196H194V198L193 199H197V198H195ZM260 196H262V195H260ZM51 198H52V192H51V196H50ZM119 197V196H118ZM202 197V196H201ZM225 197V196H224ZM245 197V196H244ZM3 198H5V197H3ZM34 198V199H35ZM46 198H48L47 196H46ZM45 198V199H46ZM54 198H55V196H54ZM84 198V197H83ZM90 198H91V196H90ZM117 198V197H116ZM199 198V197H198ZM229 199H230V197H228ZM247 198V197H246ZM261 199V205H263L264 204V198L263 197H260ZM2 199V198H1ZM32 199V198H31ZM48 199H50V198H48ZM71 199V198H70ZM80 199V198H79ZM82 199V198H81ZM78 200V201H83V200ZM92 199V198H91ZM106 200H107V198H105ZM174 199V198H173ZM192 199V198H191ZM192 199V200H193ZM201 199V200H202ZM234 199V198H233ZM39 200V199H38ZM51 200V199H50ZM104 200V199H103ZM145 200V199H144ZM147 200V199H146ZM191 200V202H193V203H195L194 201H192ZM263 200V201H262ZM34 201V200H33ZM41 201H45V202H48L47 200H39V202H40V205L41 206H43V204L45 203H43V204H41ZM85 202H86V200H84ZM108 201V200H107ZM110 201V200H109ZM151 201V200H150ZM150 201H148V202H150ZM199 202H200V200H198ZM202 201V203H200V205L198 206V207H200V211L201 212H205V210H206V208H205V205L206 204H204V202ZM228 201V200H227ZM235 201H237V200H235ZM234 201V202H235ZM241 201H243V200H241ZM251 201V200H250ZM85 202H81V204L83 205V203L85 204ZM144 202V201H143ZM146 202V201H145ZM176 202V201H175ZM188 202V201H187ZM243 202V203H244ZM8 203V202H7ZM48 203H50V202H48ZM77 203V202H76ZM75 203V205H74V207L75 206H78V204H79V202H78V204H76ZM111 203V202H110ZM110 203H108V205L110 204ZM151 203V202H150ZM180 203V202H179ZM182 203H185V202H183L182 201ZM190 203V202H189ZM228 203V202H227ZM27 204V203H26ZM35 204V203H34ZM39 204V203H38ZM67 204H69L68 205V209H72L73 208V205H72V203H67ZM89 204V203H88ZM153 204V203H152ZM178 204V203H177ZM197 204H199V203H197ZM197 204H195L196 206H197ZM246 204H244V205H246ZM251 204H253L252 203V201H251ZM28 205V204H27ZM37 205V204H36ZM40 205H38L39 206V208L41 207ZM66 205V204H65ZM82 205H81V207H82ZM90 205V204H89ZM144 205V204H143ZM154 205V204H153ZM182 205V204H181ZM189 205V204H188ZM213 205L211 206V207H213ZM228 205V204H227ZM250 205V204H249ZM47 206V204L46 205H44L43 206V209L42 208H40V210L42 209V211H38V212H41L40 214H42V213H45L44 211V209H46L47 210V208H49L50 206H48V207H46ZM72 206V207H71ZM86 205H84L82 208H84ZM110 206H111V204H110ZM152 206V205H151ZM155 206V205H154ZM178 206V205H177ZM184 206V204L181 206V207H183ZM215 206L213 207V208H215ZM26 207V206H25ZM32 207H34L33 206V203H32ZM44 207H46V208H44ZM51 207H53V206H51ZM185 207H187V206H184V208ZM228 207H229V205H228ZM239 207V208H238ZM27 208H28V210H30V208H31V206H30V208H29V206L28 207H26V210H27ZM78 208H80V207H78ZM143 208V207H142ZM34 209V208H33ZM36 209V208H35ZM56 209V208H55ZM74 209V208H73ZM81 209V208H80ZM116 209V210H117ZM139 209V210H138ZM179 209V210H178ZM199 209V208H198ZM197 209V210H198ZM233 209H235V208H233ZM242 209H244L243 207H242ZM256 209H255V211H256ZM3 210H4V208H3ZM38 210V209H37ZM59 210V209H58ZM79 210V209H78ZM142 210V209H141ZM149 210V209H148ZM151 210V209H150ZM196 210V211H197ZM247 210H249V211H247ZM2 210H0V212H1ZM7 211V210H6ZM31 211H32V209H31ZM87 211V210H86ZM143 211H144V209H143ZM143 211H141V212H143ZM153 211H155V210H153ZM153 211H151V212H153ZM209 211V210H208ZM33 212V211H32ZM60 212V211H59ZM77 212V211H76ZM82 212V211H81ZM84 212V211H83ZM217 212V214H219ZM227 212L228 213H230V214H227ZM249 212H251L252 213V215L249 217V215L251 214H249ZM6 213V212H5ZM5 213H3L2 212V214L1 215H5ZM34 213V212H33ZM57 213V212H56ZM71 213V212H70ZM86 213V212H85ZM134 214V215H132V214ZM154 213H156V216H157V212H154ZM153 213V214H154ZM210 213H211V211L210 212H208V214H209V217H211L210 216ZM32 213L30 212V215H31ZM36 214H38V213H36ZM39 214V215H40ZM78 214V213H77ZM132 215V217H128L129 215ZM142 214V213H141ZM145 214V213H144ZM200 214V212L199 213H197V215H199ZM201 214H203V213H201ZM199 215V216H204V215ZM204 214H206V213H204ZM207 214V215H208ZM216 214V215H217ZM227 214V215H226ZM233 214V213H232ZM9 215V214H8ZM8 215H7V217H8ZM35 215V214H34ZM39 215H37V217H36V219L35 220H37L38 219V216ZM59 215V214H58ZM84 215V214H83ZM86 215V214H85ZM118 215V214H117ZM116 215V216H117ZM119 215L117 216L118 217V219H119ZM130 215V216H131ZM151 215V214H150ZM159 215V214H158ZM193 215H196V214H193ZM212 215L213 216H216V215H214L213 213H212ZM224 215H222L221 216V219H222V217L224 216ZM228 215H230V216H228ZM43 216V215H42ZM42 216H40V217H42ZM45 216V215H44ZM115 216V215H114ZM139 216V218L142 216H140V215H138ZM148 216V215H147ZM153 216V215H152ZM156 216H153V217H155L156 218ZM220 216V215H219ZM6 217V216H5ZM6 217V218H7ZM10 217V216H9ZM35 217V216H34ZM40 217H39V219H40ZM57 217V216H56ZM56 217H54V218H56ZM88 217V216H87ZM149 217V216H148ZM162 217V216H161ZM168 217V218H167ZM187 217V216H186ZM193 217V216H192ZM196 217V216H195ZM195 217H194V219H195ZM230 217V218H229ZM2 218V217H1ZM10 218H12V217H10ZM9 218V219H10ZM53 218V219H54ZM152 218V217H151ZM202 218V217H201ZM206 219H207V217H205ZM217 218H219L218 216H217ZM37 220V221H39L40 222V220H41V222H40V225H41V223H42V220L44 219H40V220ZM49 219V218H48ZM58 219H60V218H58ZM148 219V218H147ZM163 219H165V218H163ZM162 219V220H163ZM194 219H192V220H194ZM200 219V218H199ZM2 220V219H1ZM57 220V219H56ZM108 220V219H107ZM116 220H117V218H116ZM157 220V219H156ZM160 220V219H159ZM191 220V224H192V226H193V229H195V231L197 232V231H200V230H197V228H199L198 227V225H197V221L198 220H194V221H192ZM204 220V219H203ZM209 219H207V221H208ZM242 220V221H241ZM6 221H7V219H6ZM5 221V222H6ZM16 221V220H15ZM45 219L43 220V224L42 225H44V223H45ZM51 221H53V220H51ZM71 221H73V220H71ZM142 221H143V219H142ZM144 221H146V220H144ZM152 221H153V218H152ZM151 221V223L152 224H156L157 226H159L158 225V222L157 223H153ZM186 221H187V219H186ZM210 222H207V224L209 225L210 223H212V220H209ZM248 222L249 220L247 219V220H245V222ZM251 221V220H250ZM253 221V220H252ZM1 222V221H0ZM9 222V221H8ZM34 222H36V221H34ZM38 222V223H39ZM48 222V221H47ZM81 222V223H80ZM80 222H76V224L74 225L75 226V228H76V231L79 229V232H81V231H84V233H86L85 231H87L86 229V227H87V223H86V221H84L83 219H80ZM110 222V221H109ZM117 222H118V220H117ZM129 222V223H130ZM147 222V221H146ZM145 222V223H146ZM165 222V221H164ZM176 222V221H175ZM180 222V221H179ZM188 222V221H187ZM199 222H201V221H199ZM198 222V223H199ZM203 222V221H202ZM206 221H204V223H205ZM12 223H15V222H12ZM37 223V222H36ZM71 223H73V222H71ZM89 223V222H88ZM129 223H128V225H129ZM159 223H161V222H159ZM216 223V222H215ZM260 223V224H259ZM9 224V223H8ZM16 224V223H15ZM52 224V223H51ZM53 224H55V222H53ZM70 224V223H69ZM87 224V225H86ZM93 224V223H92ZM107 224H108V222H107ZM117 224V223H116ZM147 224V223H146ZM151 224V225H152ZM181 224V223H180ZM183 224L181 225V226H183ZM189 224V223H188ZM203 224V223H202ZM214 224V223H213ZM212 224V225H213ZM253 224V225H254ZM11 225H13V224H11ZM39 225V224H38ZM112 225V224H111ZM123 226H124V224H122ZM143 225H145V227L143 226ZM166 225H168V227H169V229H168V232H169V230L171 229L170 227L171 226H169V224H166ZM171 225V224H170ZM186 225V224H185ZM184 225V226H185ZM247 225H249V223L247 224ZM247 225H245L246 227H247ZM252 225V224H251ZM250 225V226H251ZM256 225H254V226H256ZM264 225V224H263ZM1 226V225H0ZM6 226V225H5ZM15 226H17V225H15ZM80 228H79V227ZM149 226V227H148ZM173 226H175V223H174V225H172V228L173 229H171V230H173L172 232H173V235L172 236H174V233H177V232H174L175 231V229H174V227ZM183 226V227H184ZM204 226H205V224H204ZM210 226V229L212 228L211 227V224L209 225ZM217 226V225H216ZM218 226H221V225H218ZM254 226H252L253 227V229L255 228ZM4 227V226H3ZM2 226L0 227V236L1 237H4V239H5V236H8V235H10V232H12V231H10L9 230V232H8V230H7V228H3ZM18 227V226H17ZM49 227V226H48ZM112 227V226H111ZM119 227V226H118ZM117 227V225H116V228H118ZM122 227V226H121ZM121 227H120V229H121ZM125 227V226H124ZM132 227V226H131ZM143 227V228H142ZM153 227H155V226H153ZM161 227V226H160ZM160 227H158V228H160ZM165 227V226H164ZM201 227H203V226H201ZM243 227H244V224H243ZM242 226H241V228H243ZM249 227V226H248ZM11 228V227H10ZM13 228V227H12ZM11 228V229H12ZM34 228V227H33ZM46 228V227H45ZM69 228V227H68ZM114 228V227H113ZM133 228V227H132ZM132 228H130V229H132ZM147 228H149V229H147ZM177 229H178V226L176 227ZM204 228V227H203ZM205 228H207V226L205 227ZM204 228V229H205ZM223 228V227H222ZM251 228V227H250ZM250 228H248L249 230H251ZM259 228V226L256 228V229H258ZM43 229V228H42ZM74 229V228H73ZM89 229V228H88ZM189 229V228H188ZM201 229V228H200ZM209 229V230H210ZM219 229V228H218ZM218 229H211L212 231L214 230H218ZM261 229V231H263L264 232V230H262V228H260ZM259 229V230H260ZM47 230V229H46ZM116 230V229H115ZM185 230H186V228H185ZM203 230V229H202ZM205 230H207V229H205ZM205 230H204V232H205ZM208 230V231H209ZM211 230H210V233H211V235H212V237L214 238V235H213V233L211 232ZM19 230L17 229V231H15V232H18ZM109 231H110V228H109ZM108 231V232H109ZM111 231H113V230H111ZM117 231H119L120 232V230H117ZM122 231V230H121ZM131 231H134L133 229L131 230ZM158 231V230H157ZM166 231V233H167V230H165ZM179 231V230H178ZM226 231V230H225ZM230 231V230H229ZM256 231V230H255ZM14 232V231H13ZM49 232V231H48ZM203 232V233H204ZM216 233H217V231H215ZM246 232H248V231H246ZM252 232H254V230L252 231ZM262 232V233H263ZM44 233H45V231H44ZM84 233H82L81 235H83ZM170 233V232H169ZM181 232H179V234H180ZM190 233L192 234V232L190 231ZM215 233V234H216ZM219 233V232H218ZM228 233V237H225L226 235L224 234V237H223V235H222V237H215V239H217V240H220L221 242L220 243H223L229 250H231V253H230V251H229V253L230 254H236V256H238V254H240V256H242L243 255V253H244V251L245 250H247V249H245L243 246V248L245 249V250H243L240 246V244H238L237 245V243H235V242H233V241H231V239L229 240V239H227V238H229V237H232V236H230V234H232V232L230 231V232H226V234ZM230 233V234H229ZM250 233V232H249ZM256 233V232H255ZM49 234V233H48ZM58 234V233H57ZM74 234V233H73ZM72 234V235H73ZM76 234H78L79 235V233L77 232ZM190 234V235H191ZM258 234V233H257ZM256 234V235H257ZM4 235V236H3ZM165 235H168V233L167 234H165ZM178 235V234H177ZM183 235H185V234H180V236H181V238H182V236ZM218 235H220V234H218ZM220 235V236H221ZM250 235V234H249ZM248 235V236H249ZM12 236V235H11ZM75 236V235H74ZM111 235H109L108 237H110ZM139 236H134V237H137V238H139ZM171 235H169V237H170ZM179 236V237H180ZM187 236V235H186ZM251 236V235H250ZM253 236V235H252ZM80 237V236H79ZM165 237V238H164ZM168 237V238H169ZM179 237H177V239L179 238ZM184 237V236H183ZM192 237V236H191ZM199 237V236H198ZM205 237V236H204ZM258 237V236H257ZM42 238V237H41ZM71 238H72V236H71ZM77 238V237H76ZM82 238V237H81ZM87 238V237H86ZM93 238V237H92ZM97 238V237H96ZM176 238V237H175ZM207 238L209 239V236L207 235ZM206 238V239H207ZM211 238V237H210ZM243 238V237H242ZM6 239H8V238H6ZM26 239H27V237H26ZM85 239V238H84ZM88 239V238H87ZM115 239V238H114ZM140 239V238H139ZM143 239H141V240H143ZM184 239V238H183ZM186 239V238H185ZM198 239V238H197ZM204 239V238H203ZM233 239V238H232ZM237 239V238H236ZM252 239V238H251ZM261 239V238H260ZM19 239H17L16 241H18ZM22 240V239H21ZM20 240V241H21ZM73 240H74V238H73ZM73 240H71L72 242H73ZM82 240H83V238H82ZM178 240H182V239H178ZM193 240V239H192ZM211 241H212V239H210ZM13 241V240H12ZM11 241V242H12ZM28 241V240H27ZM77 241V240H76ZM87 241V243H88V240H86ZM96 241V240H95ZM172 241V242H173ZM179 241V242H180ZM184 240H182V242H183ZM214 241V240H213ZM251 241V240H250ZM264 241V240H263ZM4 243H3V246H0V257H2V258H0L1 260L3 259L4 261H5V257H11V260L10 261H12V259L14 260V257H13V255L14 256H16L15 254L17 253H19L20 252V249H22L21 250V254L22 253H24L23 252V248L22 247H16V246H14V244L12 245L11 243H10V240L8 239L7 241H3ZM24 242V241H23ZM178 242V241H177ZM187 242V241H186ZM186 242L185 243H181L182 245L184 244V245H186ZM198 242V241H197ZM205 242H207L206 240H205ZM210 242V241H209ZM30 243V242H29ZM32 243V242H31ZM188 243V242H187ZM212 243H214V242H212ZM211 243V244H212ZM262 243V242H261ZM1 244V243H0ZM25 243H23V245H24ZM64 244V243H63ZM194 244V243H193ZM197 244V243H196ZM16 245V244H15ZM25 245H27V244H25ZM82 245V244H81ZM223 245V246H224ZM240 245V246H239ZM18 246V245H17ZM19 246H22L21 244H19ZM79 246V245H78ZM151 246V245H150ZM195 246V245H194ZM197 246H199V245H197ZM202 246V245H201ZM210 246V245H209ZM261 246H262V244H261ZM27 247V246H26ZM29 247H30V245H29ZM29 247H27V249L29 248ZM130 247V246H129ZM128 247V248H129ZM152 247V246H151ZM154 247V246H153ZM152 247V248H153ZM184 247V246H183ZM207 247V246H206ZM82 248V247H81ZM155 248V247H154ZM180 248H181V246H180ZM200 248V247H199ZM205 248V247H204ZM89 249V248H88ZM132 248H130V250H131ZM151 249V248H150ZM201 249V248H200ZM203 249V248H202ZM207 249V248H206ZM211 249V248H210ZM29 250V249H28ZM27 250V251H28ZM156 250V249H155ZM154 250V251H155ZM156 250V253H158V251ZM208 250V252L210 251L209 249H207ZM207 250L206 251H204V252H207ZM47 251V250H46ZM48 251H50V250H48ZM83 251V250H82ZM85 251V250H84ZM144 251H146V250H144ZM153 251V252H154ZM36 252V251H35ZM143 252V251H142ZM247 252V251H246ZM245 252V253H246ZM249 252V251H248ZM34 253V252H33ZM81 253V252H80ZM84 253V252H83ZM86 253V252H85ZM147 253V252H146ZM145 253V255H147ZM155 253V254H156ZM220 253V252H219ZM228 253V252H227ZM38 254V253H37ZM41 254H43V253H41ZM48 254V253H47ZM60 254V253H59ZM142 254V253H141ZM150 254V253H149ZM159 254V253H158ZM158 254H156L157 255V258H159L158 257ZM229 254V257L231 256ZM20 255V254H19ZM18 255V256H19ZM45 255H46V253H45ZM79 254H77L76 256H78ZM81 255V257L84 255V254H80ZM79 255V256H80ZM130 255H131V253H130ZM247 255V254H246ZM23 256V255H22ZM21 256V257H22ZM42 256V255H41ZM44 256V255H43ZM78 256V257H79ZM85 256V255H84ZM83 256V257H84ZM129 256V255H128ZM132 256H134V255H132ZM227 256H228V254H227ZM248 256V255H247ZM254 256V255H253ZM13 257V258H12ZM46 257V256H45ZM45 257H42V258H45ZM78 257H76V259L78 258ZM81 257H79V259H82ZM143 257V256H142ZM224 257H226V256H224ZM234 257H235V255H234ZM249 257L251 258L252 257V255H249ZM248 257V258H249ZM88 258V257H87ZM152 258V257H151ZM227 258V257H226ZM231 258H232V256H231ZM231 258H230V260H231ZM236 258V257H235ZM238 258V257H237ZM236 258V259H237ZM241 258V257H240ZM239 258V259H240ZM245 260H246V258L245 257H243ZM243 258H241V259H243ZM257 258V257H256ZM255 258V259H256ZM34 259H36V257L34 258ZM40 259H41V257H40ZM75 259V260H76ZM79 259H77V260H79ZM84 259L86 260V257H84ZM220 259V258H219ZM219 259H218V261H219ZM222 259V258H221ZM228 259V258H227ZM235 259V260H236ZM243 259V260H244ZM0 260V261H1ZM7 260H8V258H7ZM31 260V259H30ZM38 260H39V257H38ZM37 260V261H38ZM145 260V259H144ZM147 260L149 261V255H148V257H147ZM151 260V259H150ZM245 260H244V262H245ZM32 261V260H31ZM36 261V260H35ZM44 260L42 259L41 260V262H36V264H39V263H41L42 264V262H43ZM81 261V260H80ZM166 261H163V262H166ZM217 261V262H218ZM237 261V260H236ZM240 261V260H239ZM6 262V261H5ZM150 262V261H149ZM148 262V263H149ZM158 262V261H157ZM162 262V261H161ZM220 263H222L221 262V260L219 261ZM224 262H225V260H224ZM247 262V261H246ZM0 263H2V261L0 262ZM8 263V262H7ZM34 263V262H33ZM152 263H154V262H152ZM159 263V262H158ZM226 263V262H225ZM228 263V262H227ZM231 264H232V261L230 262ZM238 263V262H237ZM3 264V263H2ZM145 264V263H144ZM160 264V263H159ZM164 264V263H163ZM217 264H219V263H217ZM229 264V263H228ZM248 264H249V262H248Z\"/></svg>",
	"mask_w": 264,
	"mask_h": 264
}]
</instances>
